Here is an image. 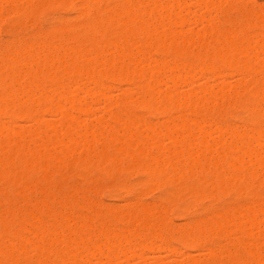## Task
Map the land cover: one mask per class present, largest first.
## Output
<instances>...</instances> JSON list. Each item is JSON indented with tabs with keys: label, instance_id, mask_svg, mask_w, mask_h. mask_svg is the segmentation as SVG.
<instances>
[{
	"label": "rangeland",
	"instance_id": "obj_1",
	"mask_svg": "<svg viewBox=\"0 0 264 264\" xmlns=\"http://www.w3.org/2000/svg\"><path fill=\"white\" fill-rule=\"evenodd\" d=\"M5 1L6 0H4L2 4L0 2V4H1L0 9L2 8L0 10V16H1L0 17V69H4L2 71L0 70V72H1L0 73L1 74L0 75L1 76L0 77V97L5 98V99L2 98V100H4L3 102L0 99V103H2V104H0V113H1L0 114V130H1V132H0V146H2V147H0V152H1L0 153V163H1L0 169L2 170L4 168H6L7 170L4 169L2 172L6 173V171H7L6 175H8V176H6L5 174L2 173V175L6 176V178H4V176H1V173H0V219H1L0 220V260H1L0 264H24L25 262H26L25 264H27V263L28 264H32V263L33 264H39V263L42 264V263H44V261L45 262L47 261L46 262L47 264H53L55 262L57 264V262H58L57 259L61 260L58 262V264H72L75 259H76V263H77V260H80V261H78L77 264H112V263L113 264H251V263L252 264H264V260H263L264 259V255H263L264 254V252H263V250H264V245H263L264 244V230L261 229L264 227V224H263L264 223V214H263L264 213V175H263L264 174V169H263L264 166L259 167V164L255 163L256 161L258 162L259 160H262V161H260V164L264 163L263 162V159H264V151H263L264 150V114H263L264 113V88H263L264 87V64H263L264 63V53L263 52L264 51H262V49L264 50V0H212V1L211 0H198V1H200V3L196 0H174V1L173 0L172 1L167 0L168 3L166 5L165 9L163 8L164 6L160 7V5H162V3H163V5H165L166 0H124V1L123 0H98V1L95 0L96 1V2H94L95 4L92 1H91L92 2L91 3L89 0V1H85L86 4L87 3L89 4V2L91 3V5L89 4L88 6L84 5V3H83L84 0L83 1L81 0V2H80V0H45L46 2L42 1V0H41V2H40V0H13V1L7 0V2H5ZM130 1L133 3V5H131V6H130V4H131ZM156 1H157L158 5L156 4ZM207 1L208 2L210 1L212 5L210 3H208ZM55 2H57V3H55ZM101 2H103L104 4H102ZM121 3L122 4L127 3V4L122 5ZM159 3H160V5H159ZM227 3H228V5H227ZM43 4H44V6H43ZM98 4L100 7L98 6ZM147 4L148 5L150 4V6L151 5L153 6L152 8L150 7L152 12L149 8L147 9V7H148ZM183 4L185 5V7ZM82 6H84L85 8H81ZM91 6H93V7H91ZM120 6H121V8H120ZM140 6H141V8H140ZM143 6H145L144 8H146V9H144ZM187 7H189V8H187ZM93 8H95L96 10L95 9L93 10ZM101 8H102V10H101ZM117 8L120 10H118ZM153 8L154 9L157 8L158 11H157V9H156L157 12L154 11ZM86 10H88L87 13H86ZM117 10L123 16H120V14L117 12ZM128 10L129 11L132 10L131 12H133V15H132L134 18L133 20L132 19L130 20V18H132V16H131L132 13L130 12L128 14L126 12ZM141 10H143V11H141ZM145 10L146 11L148 10V12H151V13H148V12L144 13ZM171 10H172V12H171ZM176 12H178V14H176ZM109 13H111V15ZM153 13H155V14H153ZM173 13L175 16L177 15L175 20L173 19V18H175ZM257 13H258V15H257ZM83 14H84V16H83ZM115 15H116V17H114V19L113 18L111 19V17H113ZM155 15L158 19L157 22L154 20ZM129 16H130V18H129ZM248 16H250V17L247 18ZM181 17L184 18V20ZM123 19H124V21H121ZM95 20L96 21L98 20L99 23L98 22L96 23ZM143 20H144V22H146L145 23V24H147L146 26L143 24L144 22L141 23ZM232 20H234V21H232ZM104 21H105V23H104ZM130 21H133V22L135 21L136 23H138L139 21L140 22L138 24H136L135 22L130 23ZM179 21H180V23H179ZM147 22H149V23H147ZM172 22L175 24H173ZM84 23H85V25H84ZM100 23H101V25H100ZM161 23L165 27H162ZM141 24L144 25L148 30L144 29V27L141 28L140 26H138ZM157 24H158V27L156 26ZM168 24H170V25H168ZM98 25H99V27H98ZM121 25L122 26L124 25V26L122 27ZM149 25H151V26L148 27ZM86 26H88L89 28ZM91 26H93V27H91ZM101 26H102V28H101ZM134 26L135 27L138 26L139 29L136 28L138 30H135ZM152 26L155 27V29ZM126 27H129V28H127V30H126ZM130 27L132 28V30L134 29L133 31H135V34H133V35L135 36L136 39L134 38L133 35H130V37H133V39H131L129 37L128 41L130 39L132 41L130 40L131 42H127V40H126L125 42L128 43V44H126L123 41L124 40L123 38L126 39V37H125L126 35L124 36L122 33L123 32H124V34L127 33L131 29ZM120 29L122 30V33H121ZM210 29H212V30H210ZM91 30H92V32H91ZM213 30H215V31L213 32ZM195 31H196V33H195ZM203 31H204V33H203ZM63 32H64V34H63ZM130 32H132V31L130 30ZM205 32H207V33H205ZM66 33H67V35H65ZM144 33H146L147 35ZM150 33H152L151 34L152 36L150 35ZM118 34H120V35H118ZM140 35L142 36V38ZM100 36H101V38H100ZM144 36L146 37V39ZM148 36L150 38H148ZM159 36L161 37V39ZM81 37L84 39H82ZM118 38H120L123 41V43ZM186 38H188V39H186ZM200 38L203 42L200 40ZM154 39L156 40V42ZM95 40H97V41H95ZM114 40H117L116 41L117 43L114 42ZM143 40H146L147 44L153 43L154 45L153 44L147 45L146 42ZM162 40H163V43H162ZM164 40H165V45H163ZM183 40H185L186 42L185 41L183 42ZM188 40H189V42H188ZM109 41H111V42H109ZM166 41H167V43H166ZM227 41H229V42L232 41V43L234 42L236 45L232 46ZM246 41H248V42L246 43ZM87 42H88V44H87ZM171 42H172V44H171ZM182 42H183V45H182ZM192 42H194V43H192ZM197 42H199V43H197ZM222 43H224L225 45ZM114 44L118 47L115 48ZM166 44H167V46H166ZM237 44H239L240 46H238ZM45 45H47V46H45ZM104 45H106V46H104ZM128 45H129V47H128ZM160 45H161V47H160ZM193 45H195V46L193 47ZM98 46H100V48ZM231 46H232V48H231ZM261 46H263V47H261ZM235 47H238V48L241 47L242 50L239 49V50H241V51H239V54H237L238 49ZM255 47H256V50H255ZM34 48H35V50H34ZM65 48H67V49H65ZM96 48H97V50H96ZM135 48H138L139 53L137 52V49H135ZM217 48L221 50V51L219 50L218 53L216 50ZM227 48L230 49L231 53H228ZM23 49H25V50H23ZM36 49L39 52L40 51L41 52L40 53L37 52ZM74 49L77 51V53H75ZM86 49L88 51H90L89 54H88V51H86ZM177 49H179V50H177ZM224 49H226L227 51L226 50L224 51ZM235 49H236L237 53H236ZM52 50L55 52H53ZM95 50L97 53L96 52L94 53ZM110 50H112V52H110ZM184 50H186V51H184ZM215 50H216V53H215ZM71 51H72V53H71ZM83 51L84 52L86 51V52L84 53ZM173 51H175V52L173 53ZM178 51H180V52H178ZM207 51H210V52L207 53ZM78 52H81V54ZM98 52H99V54H98ZM225 52L228 54H226ZM48 53L50 55H52L53 59L55 58L53 60L54 64H53V61H50V59H47L48 56L50 58V55ZM211 53H213V54H211ZM220 53L224 54V56ZM256 53H257V55H256ZM18 54H20L21 56ZM69 54L71 55V57L70 56L68 57ZM72 54L74 56V59L78 58L77 56L75 57V55H77V54H78V56L83 54V56H81V59L79 57L78 59L74 60L72 57ZM94 54H95V57H94ZM96 54H98V55H96ZM207 54H209L208 55L209 57L207 56ZM210 54L213 55V57ZM219 54L221 55V57H223V59L220 58L221 60H218L220 57ZM57 55H59V56H57ZM217 55H218V57L216 59ZM22 56H23V58H22ZM34 56H36V57H34ZM38 56H39V59L37 58ZM45 56H47V58ZM64 56H65V58H64ZM259 56L261 57L260 60L258 59ZM14 57H16L17 60H15L16 58H14ZM92 57H93L94 61L90 60V58H92ZM151 57H152V59H151ZM63 58L66 60L68 58L70 60V58H71V63H73V64L76 61L77 62L76 63L77 68L74 67L73 64H71L70 62H67L66 60H64ZM86 58H89V59L87 60ZM100 58L103 59L102 60L103 62L100 60ZM138 58H140V59L137 60ZM208 58L210 60L212 59L213 61L210 62V60ZM12 59H14V60H12ZM42 59H44V60L46 59V61H44V60L42 61ZM59 59H60V61H58ZM72 59L74 60V62H72L73 61ZM144 59L146 60V63H145ZM204 59H206V60L203 61ZM23 60H25V61H23ZM63 60H64V63L62 64ZM82 60H85L86 64H84L85 61H82ZM222 60H223V63H222ZM26 61H27V63H26ZM49 61L51 63H48ZM55 61H57V64ZM100 62H102V63H100ZM188 62H190V63L188 64ZM202 62H204V63L202 64ZM235 62H236V64H235ZM93 63H95V64L93 65ZM110 63H112L113 65ZM142 63H143V65H142ZM165 63H166V66H165ZM51 64H53V65H51ZM59 64H61L62 66ZM69 64L71 65V67L69 66ZM90 64H92L93 67H91ZM101 64H103V65H101ZM104 64H105V66H104ZM107 64H109V65H107ZM204 64L206 65L205 67H204ZM114 65H117L118 67H116ZM167 65H169L168 68H167ZM40 66H41V68H40ZM102 66H104L103 69H105L106 71L102 69ZM158 66L160 69L158 68ZM86 67L89 69V71H85V70H87ZM89 67H91V68H89ZM128 67H130V68H128ZM79 68H80V70H79ZM197 68H199V69H197ZM155 69H156V71H155ZM209 69H210V71H209ZM68 70H70V71H68ZM121 71H122L123 76L121 74ZM160 71H161V73H160ZM42 72H44V74H42ZM99 72H100V74H99ZM111 72L112 73L117 72V73H114V75L112 74L109 77L108 74H111ZM129 72H130V74H129ZM11 73H12V75H11ZM45 73H47V74H45ZM173 73H175V75ZM2 74H4V75H2ZM116 74H119V75L115 76ZM124 74H125V76H124ZM131 74H133V75H131ZM48 75H51V76H48ZM94 75H95V77H94ZM157 75H159L158 76L159 80H156ZM180 75H181V77H179ZM2 76L4 79L2 78ZM5 76H7V77H5ZM113 76L116 77V79L113 78ZM172 76H174V77L172 78ZM53 77H55V78H53ZM130 77H132V79ZM160 77L162 79H160ZM48 78H49V80H48ZM176 78H177V81H176ZM180 78H182V80L184 79L185 81L183 80L181 82ZM18 79H19V81H18ZM89 79H91V80H89ZM98 79H99V81H98ZM129 79H130V84L127 83V82H129ZM172 79H174V81H176L175 83H177V86L175 83L172 84L173 81L172 82L170 81ZM40 80L41 81L43 80V81L40 82ZM92 80H97L98 84H100L101 87L97 85L96 81H94V83H93ZM133 80H134V82H133ZM16 81H18V82H16ZM158 81H160V83ZM26 84H28V85H26ZM139 84L141 86H138ZM220 84H222V85H220ZM61 85H62V87H60ZM143 85H145L146 87L143 88L144 87ZM74 86L76 87V90H75ZM238 86H239V88H238ZM89 87H90V89H89L90 91L89 90L87 91L86 88H89ZM133 87H134V90H133ZM1 88H3V89L1 90ZM50 88L54 91H52ZM94 88H96L95 89L96 94H94ZM103 88H104V90H103ZM73 89H74L75 93H72ZM97 89H100L102 91L97 90ZM129 90H130V92H129ZM11 91H12V93H11ZM16 91H17V93H16ZM18 91H19V95H18ZM68 91L72 93V96H70L71 93H69ZM77 91H79V95L78 94L75 95L76 93H78ZM86 91H87V93L85 94ZM97 91H99L98 94L100 96H101V94H103V95L101 97L98 96ZM250 91H252L253 93ZM88 92H89V94H88ZM90 92L91 93L93 92V94H90ZM144 92H146V94ZM220 92H221V94H220ZM240 92H241V94H240ZM53 93H55L58 96L54 95ZM165 93H166V95L164 96ZM190 93H191V95H190ZM250 93H251V95H250ZM73 94L75 96H73ZM211 94L213 96H211ZM14 95H15V98H14ZM93 95H95V97H93ZM167 95L170 97L169 101L171 103L168 102V100H165V101L163 100L164 98L167 99V97H168ZM218 95H220V96L222 95L221 99ZM9 96L10 97L12 96L13 100H11V98ZM49 96L52 98H49ZM184 96H186L188 98L184 102V105H182L183 104L182 102L185 98ZM214 96H215V98H214ZM252 96H253V98H252ZM68 97H70V98L72 97V99H74L75 97L78 98L77 100H80L81 104L79 101L77 102V100H75V99H74L75 101L72 102V100H70V98H69L70 103L71 102L74 103V104H71V106L73 105L74 106L73 108H75V109L72 110V108L70 107V109L67 110L68 109L67 107L70 106L69 105L70 103H68L69 100H65V99ZM151 97H153V98H151ZM222 98H223V100H222ZM213 99H215L216 101H214ZM48 100H49V102H48ZM146 100L148 101L149 104L146 103L147 102ZM175 100L177 101V103ZM188 100H190V101L188 102ZM209 100L212 102H210ZM65 101H68V102L65 104ZM121 101H122V103H121ZM144 101H146V102H144ZM50 102H52V103H50ZM213 102H215V103H213ZM248 102H250V103H248ZM85 103L88 105H84ZM179 103H180V105H179ZM79 104L82 105L81 107L83 108V110L80 109L81 112H79V109H78V107L80 106ZM89 104H91V107L89 106ZM143 105H145V107H143ZM148 105H151L153 107L151 108ZM154 105H155V107H154ZM163 105L167 106L168 110H166L165 109L166 107L165 106L163 107ZM175 105H177V106H175ZM203 105H205V106L203 107ZM10 106H12V107H10ZM62 106H64V107H62ZM2 107H4V108H2ZM21 107H22V109H21ZM31 107H32V109H31ZM59 107L61 109H59ZM89 107H90V109H89ZM141 107H142V109H141ZM147 107H148L149 111H148V109L146 111L145 108H147ZM156 107H159V110L161 112L160 111L157 112L156 109L154 111V108H156ZM179 107H181V108H179ZM25 108H27V109H25ZM47 108H49V109H47ZM64 108H65V110H63ZM87 108H88V110H86ZM150 108H151V112H150ZM249 108H252V109H249ZM24 109L27 111H24ZM56 109H58V110H56ZM29 110L32 111V113L34 112V114L30 113L31 115H28L30 112ZM71 110H72V113H71ZM84 110H85V112H88V113L86 114L84 112ZM89 110H91V111L89 112ZM157 110H158V108H157ZM21 111L27 112L26 115H28V116L27 117H26V115L23 116V113ZM83 112L85 114H83ZM123 112H125L126 114L125 113L123 114ZM155 112H157V113H155ZM260 112H263V113H260ZM67 113L68 114L71 113L69 115V117H71L72 122L71 121L69 122V120H68L69 118L68 119L66 118L68 116ZM36 114L39 115L38 119H37L38 116ZM138 115H139V117H138ZM31 116L35 117V119H32L33 123L30 120ZM130 116H133V117L131 118ZM27 118L30 121H28ZM121 118H122V120H125V118H126L125 125H126L127 129L123 125L122 122H124V121H122ZM130 118H131L130 121L127 120ZM66 119L68 122H64ZM117 119L121 120L122 122L120 121L121 123H119V121ZM181 119H182V121H181ZM193 119H195V120H193ZM34 120H36V121L34 122ZM78 120H80V121H78ZM75 121H77L78 124ZM101 121H103V122H101ZM183 121L187 122V124L184 123ZM42 122L45 123L46 125L43 124ZM98 122H101V124L99 125ZM139 122H141L142 124H140ZM208 122H210L212 124H210V123L208 124ZM63 123L65 125L62 126L61 124H63ZM175 123H177V124H175ZM183 123H184V126H182ZM28 124L31 126H29ZM128 124H129V127L131 129L129 127H127ZM145 124H148L149 127L155 126V130L151 127H150L151 130L149 129V127L146 129L147 125H145ZM215 124H216L217 128H216ZM259 125L262 127H260ZM51 126H53V127H51ZM56 126H57V128H54ZM65 126H66V128H65ZM67 126L70 127V129L72 127L75 131L73 129L71 131H69L70 129H68L69 132H67ZM220 126H221V129H219ZM22 127L23 128L25 127V128L22 129ZM37 127H40L41 131H43V133H41L40 128L38 129ZM49 127H51V128H49ZM144 127H145V129L143 130ZM8 128H10V129L8 130ZM225 128L228 129V130H226L228 133H225L226 132ZM232 128H234L233 133H235V134L238 133L236 136L231 133L233 130ZM152 129H153V132H155V133L152 132V134L157 133V135H155L157 138L154 136L155 137L154 139H156L155 140L156 144L154 141L155 145L152 144L153 147L151 146V148H150V146L148 144H145V143L143 144V142L146 140L145 139L146 136L148 139V135H149V139H150V141L148 139L149 143L153 140L152 139L153 136H151L152 138H150V132L152 131ZM23 130H25V131H23ZM32 130H34V133ZM141 130H143V132ZM149 130H150V132H149ZM158 130H159V134H160L159 136H158V132H157ZM203 130L207 131V134L211 135L212 137L207 136L205 134L206 132H204ZM212 130H214L215 132L214 131L212 132ZM219 130H221V131H219ZM64 131L67 132L68 135L65 134ZM121 131H123V132H121ZM258 131H259V134L262 133L259 135V138H257L258 137L257 136ZM260 131H262V132H260ZM109 132H113L114 134H116L117 136L113 135V133H112V135L115 136L116 139L111 140L115 137L112 138V136H110L111 133H109ZM135 132H136V134H134ZM141 132H142V134H141ZM220 132L222 133L221 134L222 136L219 135ZM251 132L253 133L254 136L252 135ZM35 133H36V135H34ZM63 133L65 135H63ZM76 133H78V134L76 135ZM81 133H83V134L85 133V135H82ZM96 133H98V134H96ZM122 133H125V134H122ZM139 133L141 134V136L145 135V134L146 135H145V137L144 136L141 137ZM79 134H81V135H79ZM87 134H88V136H87ZM100 134H101V136H100ZM102 134H103V136H102ZM165 134H167V135H165ZM202 134L205 135L204 139L206 138V140L203 139ZM26 135H28V136H26ZM40 135H41V137H40ZM61 135H62V137H61ZM128 135L130 138H128ZM245 135H247V136H245ZM69 136H71L70 140H69ZM78 136H81V137H78ZM42 137H43V140H45V141L41 140ZM117 137L119 139L121 138V140H117L118 139ZM126 137H127V139H126ZM140 137L141 138L144 137V139L141 140ZM169 137H171V138H169ZM62 138L64 139V143H61V142H63ZM79 138L81 140H78V144H77L76 139H79ZM109 138L112 142L109 140ZM131 138L133 141H131ZM136 138H138L139 141H141L142 143H140L139 141L136 142V140H137ZM244 138H246V139L244 140ZM50 139L54 140L53 143H56L58 146L57 145L55 146V144H52L51 143L52 140L50 141ZM96 139L98 140V142L96 141ZM175 139H176V141H175ZM189 139L191 140L190 142H189ZM46 140H47V142H46ZM72 140L74 142H72ZM104 140H105L106 145L103 144ZM158 140H160V142ZM179 140H181V141L179 142ZM88 141L91 143H89ZM118 141L121 144L118 143ZM125 141L126 142L128 141L130 143L127 142L128 143V145H127V143L125 144ZM148 141H146V143ZM243 141H245V142H243ZM15 142H17V143H15ZM174 142H176V145ZM193 142H195V143H193ZM200 142H203V143H201L202 145L199 144ZM81 143H83L85 145V147H83L84 145ZM135 143H137V144H135ZM190 143L192 144L191 147H190ZM243 143H244V146H243ZM7 144H10V145L8 146ZM130 144H132L131 146H133L135 148L129 146ZM157 144H158V146L160 145V148H162V150H159L160 148L156 147ZM184 144H186L185 147H184ZM194 144H195V146H194ZM245 144H247V146H250V147H247L248 150H247V148H245L246 152L244 151L245 153L243 154ZM120 145H122V146H120ZM23 146H25V147H23ZM111 146H113V147H111ZM137 146H140V147H137ZM143 146L146 148H144ZM174 146L175 147L177 146V149ZM206 146H207V148H206ZM54 147L56 150L54 149ZM64 147L66 148L67 151H65ZM86 147H89V149H87ZM104 147H106V149ZM122 147H124V148L122 149ZM192 147H194V148H192ZM196 147H199V148L196 149ZM231 147L235 151L234 150L232 151ZM239 147H241V150L242 149L243 150L241 151ZM38 148L41 150V152ZM49 148H50V151H49ZM68 148H70V149L68 150ZM113 148L116 151L120 150L123 153H121L120 151L116 152L115 150H113ZM137 148L138 149L140 148V150H141V148L142 149L144 148V150L146 149L145 151L148 152V156H147V154H145L144 150L142 153L146 157H143L144 155L140 156V154L138 153L139 150H137ZM221 148H222V150L220 151ZM249 148H251L250 150H252V151H250ZM3 149H5L6 151ZM29 149H31V151ZM228 149H229V151H228ZM38 150H39V152H37ZM92 150L94 151V153ZM131 150H133L134 154H132ZM157 150H158V152H157ZM196 150H197V152H195ZM28 151H30V152H28ZM68 151L70 154L68 153ZM88 151H90V153ZM161 151L164 153H162ZM179 151L183 152L184 156H181L182 153ZM187 151H188V153H193V151L195 152L193 154H195L194 159L196 160V162L194 160L193 162L195 164L193 163L191 165L198 166L197 169H196V167H194V168L190 167V169L188 168L190 166V163L193 160V156H191V154H189L190 156L189 155L187 156V153H186ZM48 152L51 155H49ZM106 152H107V155L105 154ZM128 152H129V155H128ZM150 152H151V156L156 157V158L151 159ZM223 152H224V154H223ZM41 153H44V155H42ZM101 153L105 154V155L102 156ZM111 153H113V154H111ZM177 153H179V154H177ZM196 153H198V154L196 155ZM218 153H220V154H218ZM254 153L257 154L256 159H255ZM88 154L91 157L88 156ZM114 154H115V156L118 155L117 157L119 159H116ZM130 154H132V155H130ZM203 154H206V156ZM246 154H248V155L250 154L252 156L251 157L252 163L250 162V159H249L250 157H247L248 155H246ZM63 155H65V156H63ZM95 155H98L99 157L95 156ZM134 155H135V157H134ZM178 155L182 159L179 158ZM219 155H220V157H219ZM222 155H224V156H222ZM40 156H42V157H40ZM122 156H124V157H122ZM208 156H210V157H208ZM45 157H47V159ZM80 157L82 160H84V163H82V161H80L81 160ZM106 157H107V159H104ZM197 157H199L201 160ZM212 157H214L215 161H216V159L219 160L220 163L218 162V164H220V165L218 167L220 169L224 168V170L221 169L222 174L219 173L220 169H217L218 167L217 168L215 167V165L213 163L214 159ZM34 158H36V159H34ZM99 158H101L102 160ZM108 158H109V160H108ZM147 158H149L148 159L149 162L147 161ZM168 158H170V159H168ZM178 158L184 163V166L182 165V162H180V161L177 162ZM188 158H189V160L190 159H192V160L189 161ZM196 158L199 160H197ZM206 158H208V159H206ZM233 158H237L236 160H238V162L236 160H234ZM22 159H23V161H22ZM55 159L57 161L58 160H60V161L57 162ZM62 159L64 162L61 161ZM88 159H89V162H88ZM254 159L256 161H254ZM4 160H5V162H4ZM26 160L29 163H27ZM154 160H157V161L154 162ZM173 160H175V161H173ZM206 160H208V161H206ZM232 160L236 161V166L240 167V165H242V168H244V171L247 174L245 175L244 171L243 172L240 171L241 174L239 172L237 173V170L235 169L236 167L234 168L236 171H234V170L231 171L232 168L230 169L231 165L230 164L228 165V163H229L228 161H230V163L232 164V163H234V162H232ZM9 161H10V163H9ZM101 161H103V164H104L103 166H101L102 164H100ZM119 161H120V163H119ZM166 161H167V163H166ZM197 161L202 162V163H200V169H199V164L196 165ZM211 161L213 163L212 165H211ZM242 161H246V163L242 162ZM79 162H81L83 166ZM90 162H91V164H90ZM104 162L105 163L107 162V163L105 164ZM153 162L154 163L159 162L161 165H158V163H156L157 164V166H156V164H154ZM176 162H177V164L179 162L181 163V166L183 167V169L180 167L179 164H178L179 167H177V169H179L181 172L179 174L184 175L185 179L187 178L186 180H184V178L181 175L177 176V178H179V176H181V179L180 178L177 179L176 175L174 176V174H176V173H174L175 170H173L174 169L173 164L176 166V164H175ZM206 162L209 163V165L206 164ZM239 162L241 163L240 165H238ZM57 163H59V164H57ZM92 163L94 165H96V164L97 165L93 166ZM151 163H152V165H151ZM170 163H172V164H170ZM216 163H217V161H216ZM98 164L100 167H102V168H100V170H99ZM142 164H143V166H142ZM149 164L151 165L150 170L152 169V171H153V173L151 174V172H152L151 171L150 174L153 175L155 178L157 176V175L155 176L156 173L154 174L155 166L157 167V169H158V167L160 169L161 168L160 166L163 167L162 170L163 169L164 170H163V172H162V170L159 171L162 173H160L161 175L159 174L157 176L158 178L154 179V177L151 176L150 174L148 176L149 170H146L147 166L144 169V166L149 165ZM188 164H189V166H188ZM5 165H6V167H5ZM43 165L45 167V169H44V167H42L44 170H42V168H41V166H43ZM55 165H56V168L53 167ZM171 165H172L173 169L170 167ZM201 165H204L205 167L201 166ZM243 165H245V167H243ZM257 165H258V167H257ZM86 166L87 167L89 166V167L87 168ZM115 166L120 169L119 170L120 172L118 171V169ZM152 166H154V169ZM212 166H214L213 169H217V170L216 171L213 170L211 168ZM251 166H253V167L251 168ZM83 167H85L84 168L85 172H83L84 170H82ZM203 167L205 168L204 170H206L205 172L203 170ZM207 167H209V168H207ZM249 167L251 169H249ZM142 168H143V171H142ZM240 168L238 169V171L240 170ZM253 168H255L254 169L255 174H253L254 173L252 171ZM106 169H108L109 171ZM147 169H149V166L147 167ZM177 169H176V172H179V170H177ZM181 169H182V171H181ZM247 169L250 170V172ZM86 170H87V172H86ZM125 170H126V172H125ZM198 170H199V172H198ZM246 170L250 173V175L248 174V172ZM191 171L195 172V174L192 173ZM223 171L225 172L224 173L225 177H223ZM11 172L14 173L13 178H12ZM88 172H90L91 175ZM107 172L110 175H108ZM145 172L146 173L148 172L147 175ZM164 172L165 173L167 172L170 177L168 178L167 177L168 175L165 174ZM202 172H204V173H202ZM209 172H211V173H209ZM212 172H213V175H210V174H212ZM251 172H253L252 174L254 176L251 174ZM105 173H106V176H105ZM191 173L193 174L192 176H191ZM231 173L233 175L235 174V176H233ZM242 173H244V174L242 175ZM162 174L165 176H162ZM186 174H187V176H186ZM230 174H231L232 179L229 176ZM79 175H81V176H79ZM215 175L217 176L218 181L221 178L222 179L220 181L224 182V180H225V184L222 183V185H221V187L223 186V189L220 188L221 192H218V191H220V189H217L218 187H220V185H218V186L215 185L216 183L219 184V182L217 180H215L216 179ZM241 175H242V177H241ZM244 175H245L246 179L244 178ZM95 176L99 177V178H96ZM150 176L153 177L152 179L154 181H152V179L150 180V178H151ZM237 176L239 178L240 177L241 178L239 179V178H237ZM16 177H18V178H16ZM80 177L81 178L84 177V178L80 179ZM164 177H166L168 179H166ZM226 177H230L227 179L228 183H227ZM242 178H244V181L242 180ZM15 179L17 181H15ZM90 179L92 182L89 181ZM100 179H101V181H100ZM157 179H159V180H157ZM165 179L168 180L169 183H168V181L166 182ZM171 179H172V181H171ZM247 180L249 181L248 183L246 182ZM203 181H204V183H203ZM215 181H217V182L214 183ZM241 181L244 183H242ZM154 182L156 184H154ZM209 182H210V184H209ZM227 184H228V187H227ZM55 185L56 186L58 185V186L56 187ZM211 185H213V187L215 185L216 190L215 189L211 190L210 189ZM240 185L242 186V189H241L242 191H243V187L246 190H244L242 192L240 189H238ZM75 186H77V187H75ZM241 186H240V188H241ZM129 187H130V189H129ZM73 188H74V190L76 189L74 192H73ZM197 191H199V192H197ZM211 192L215 193V195H212ZM250 192H252L253 194ZM72 193H75V194L73 195ZM198 193H201V194L199 195ZM209 193H211V195H209ZM205 194H206V196H205ZM25 196L28 199H26ZM64 196L67 197L66 200H65L66 197H64ZM251 196H253V197L250 198ZM54 199L55 200L57 199V200L55 201ZM73 200H74V202H73ZM254 202H256V204H254ZM59 203H61L60 206H59ZM37 204H39V206ZM44 204H47V205H44ZM62 204H64V205H62ZM141 204L143 206H140ZM77 205H79L78 207L80 209L77 207ZM137 205H138V207H137ZM245 206H247V207H245ZM19 207H20V209H19ZM45 207H51V208L53 207L52 209L49 208L51 213H50L49 209L45 208ZM142 207H143V209H144V207L147 209L143 210ZM153 207H155L156 211H153L154 209H151ZM163 207L164 208L166 207L165 210ZM77 208H78V210H77ZM87 208H88V211L85 210ZM136 208H137V210H134ZM31 209H32V211H31ZM65 209L67 210V212ZM69 209L71 211H68ZM29 210L31 211V213ZM41 210L44 214L46 213V211H49V214L46 213L47 216H46V214L43 215L42 213H40ZM106 210H108V211H106ZM140 210L144 211V215L147 213V211L148 212L151 211V213L154 212V215L152 213V214H150V215H152V217H150V216L147 217V214L150 213L149 212L145 216H143L141 214V213H143V211H142L140 213L141 215L139 214V216H138V213L140 212ZM145 210H146V213H145ZM236 210H237V212H235ZM259 210H261V211H259ZM129 211H131L130 214H129ZM166 211H167V214H166ZM226 211H229L227 213H230V214L228 215L226 213ZM59 212L61 213V215ZM91 212H93V214ZM132 212H133V214H132ZM157 212H158V214H157ZM231 212H232V214H231ZM76 213H78V214H76ZM81 213L83 215L84 214L85 215L83 216ZM87 213H89V214H87ZM102 213H104V214L101 215ZM110 213L113 216H111ZM224 213L227 216L226 219L224 218V216H225V215H223ZM234 213L237 216V218H243L244 220L242 219L243 221L241 220V222H240V219L235 218L236 216L233 218L232 215ZM245 213L247 214V216ZM30 214L33 215V216L31 215L32 219L30 218ZM50 214H51V216H50ZM114 214H115V216H114ZM155 214H156V216H155ZM215 214L217 216L219 215V217H217ZM75 215H78V216H76V218H75ZM116 215L117 216L120 215V217H116ZM128 215H129V217H128ZM130 215H131V217H130ZM160 215H161V217H159ZM252 215H254V216H252ZM37 216H38V219L36 218ZM66 216H68V217H66ZM87 216H88V218H87ZM132 216H134V217H132ZM164 216H166V217H164ZM228 216H230V217H228ZM238 216H240V217H238ZM115 217L119 218L118 221ZM122 217H123V219H122ZM143 217H144V219H143ZM231 217H232V220H231ZM246 217H247V219H246ZM249 217L251 218V220ZM29 218H30V220H29ZM50 218H52V219H50ZM81 218L82 219L84 218L85 220L84 219L82 220ZM133 218L135 219L134 222H133ZM219 218H220V220H221V218H223L222 222L220 221L222 223V225H220V222L218 221ZM227 218H229V219H227ZM252 218H254L255 221L251 222L250 227H249L248 222H249V220L252 221ZM12 219L14 221H12ZM128 219H129V221H127ZM145 219H148L147 222L144 221ZM210 219H212L215 222H213ZM224 219H225V221H224ZM233 219H235V220L233 221ZM32 220H34V221H32ZM153 220L155 222L156 221L157 222L155 223ZM228 220L233 221V222H229ZM238 220L241 223V225H243L241 228L239 227V226H241L239 222L235 223V221L237 222ZM261 220L263 223L260 222ZM39 221H40V223H39ZM135 221L138 222L140 226L142 225L141 226L142 229L140 226H138V223H136ZM143 221L146 222V224ZM207 221H208V223H207ZM245 221H247L246 224H244ZM121 222H122V224H121ZM123 222H125V223H123ZM158 222H159V224H158ZM226 222H227V224L228 223L229 224L228 225L225 224ZM81 223L88 224V225H84ZM100 223H101V225H100ZM142 223H144L146 226L144 225V227H143ZM147 223H148V225H147ZM153 223H155V224H153ZM89 224L96 231L93 230L89 226ZM103 224L105 226H102ZM157 224L159 225V227ZM161 224H162V227H161ZM167 224H168V227H167ZM206 224L208 225V227ZM237 224H239V226ZM50 225H52V226H50ZM152 225H153L154 229L152 228ZM200 225H201V227H199ZM209 225L215 226V227L210 226V228H211L210 229ZM223 225L225 226V229H224ZM24 226H25V228H24ZM85 226L86 227L89 226V227H87L88 229ZM96 226L98 228V231L100 230V231L106 232L107 231L106 228H107V229H110L111 232H110V230H108L110 233L106 232L105 237L106 236L107 237L104 239V238H102V236L104 234L102 233L103 235H101V232L97 231ZM203 226L205 228H203ZM234 226H235V228H234ZM43 227H45V228H43ZM99 227L105 228L104 229L105 231L101 230ZM113 227H115V228H113ZM133 227H136V228L134 229ZM157 227H158V229H156ZM160 227H161V230H160ZM189 227L190 228L192 227L191 231L189 230L190 229ZM236 227L237 228L239 227V228L237 229ZM55 228H57V230ZM71 228H72V230H69ZM163 228H164V230H163ZM199 228L202 229V232H205L204 237H203L204 239L203 238L201 239L202 243H199L200 242L199 239L201 238L199 235L202 234V233L200 234ZM207 228L210 230L208 231ZM213 228H215L216 232L211 231ZM247 228H249V229H247ZM256 228H258V229H256ZM86 229L87 230L90 229L89 232L95 231V233L93 232L94 235H92V233L90 234L91 239H92L91 241H93V242H91V244L90 243L88 244V241L85 242L86 240L85 241L83 240L84 243L79 242V240H81L79 238L86 239V237L88 236L89 233H86V231H87ZM182 229H183V231H182ZM240 229H241V231H243L242 229H245L244 233L239 231ZM26 230H28V231L26 232ZM47 230H49V231H47ZM63 230H65V231H63ZM74 230L77 231L78 234L75 233ZM124 230H126V231H124ZM184 230H185V233H184ZM249 230H251V231H249ZM41 231H43V232H41ZM54 231L55 232L58 231V233L56 232L54 235L53 234ZM82 231L86 235H84L82 233ZM112 231H113V234L114 233L115 234L117 233L120 235L125 234V236L127 238L121 239V237H124V235L123 236L121 235V237L119 238L122 240V246H120L121 243H120V245H118L119 244L118 241H120L118 238H117L118 241L116 240L115 237H114L115 239L112 238L113 236H116L117 234L113 235L111 237ZM136 231H141V233H139V232L137 233ZM248 231H249V233H248ZM34 232H37V233H35L36 237L33 236ZM50 232L54 235V236L51 235V238H52V236H53V238L55 237L54 240L52 241V243H49V240L51 241V239L48 238V236L50 235ZM96 232H98V234L101 235L100 238L97 237ZM154 232H155V234H154ZM28 233H29V235H28ZM69 233H71L72 235ZM143 233L146 235H144ZM159 233L160 234L162 233L161 234L162 237H160V240H158L159 239V237H158ZM189 233H191V235L193 234V237L196 234L194 239L195 240L198 239L199 242L197 240V241H195L196 242L195 243L194 239L191 235L190 236L192 238V241L189 242V240H188V239H190ZM207 233H208V235H207ZM230 233H231V235H230ZM246 233H247V235H246ZM251 233H253V235ZM24 234H25V236H23ZM41 234L44 235V237ZM56 234H57V236L59 234V237H60L59 240L63 243V245L61 244V242L59 240H58L59 245L56 243V241L58 239V238H56ZM62 234H63V239H62ZM109 234H111V235H109ZM183 234H184V238H183ZM186 234H187V236H185ZM261 234H262V236H261ZM244 235H246V237ZM7 236H9V237H7ZM94 236L97 237L98 240H97V238L95 239ZM109 236H110L112 242L110 241ZM139 236L141 238H139ZM144 236H147V238ZM154 236H156V237H154ZM196 236H198L200 238H198V237L196 238ZM74 237H75V243L73 242ZM118 237H119V235H118ZM180 237L183 238V241L185 244L183 243V241H181L182 239H180ZM186 237H188V239ZM251 237H253V238H251ZM46 238H48L49 240ZM156 238H158V239H156ZM185 238L188 241H186ZM55 239H56V241H55ZM128 239H130V240L127 243ZM144 239H145V241H142ZM163 239L166 241H164ZM247 239H248V242L246 241ZM253 239H255V240H253ZM37 240H39L40 242ZM42 240L44 241L43 245H40V244H42L41 243ZM161 240H162V242H161ZM107 241L111 242L112 244L116 243L115 245L113 244L114 246H116V245L120 246V247L116 246L115 249L118 248L116 250L115 249L114 250L108 249V250H110V254H108L109 257H110V255H112L113 251L118 250V254L120 255L122 252V254L124 255V258H123L122 254H121L122 256L120 255V257H119V255L117 256V252L115 253L116 254L115 257L117 256L118 261L113 255L111 256V260H109V258L105 257L106 256L105 254H107V252H106L107 248H104V247H106V245H108L109 242H107ZM251 241H253V242H251ZM30 242H32L33 244L35 243V247L37 246L36 244H38V245H40V247H43V249L45 248V250H43V251L45 254H48V255H46V257H45L43 252H42V255H44V256H42V257L39 255H35V254H40V251L39 252L37 251V250H39V249H37L38 246H37V248H35L32 245V243H30ZM76 242H79L80 243L79 245L83 246V247H85L83 244L86 245V243L88 244V247L90 245L91 246L93 245L92 246L93 248H91V246L89 247V249H90L89 252H88V250H86V248L88 249V247L86 246V248H85V251L88 252L87 253V260L88 261L85 259L86 256L82 255V258L79 257V255H81L84 250L83 251L81 250V254H76V252L79 253V251H80L79 245H78L79 249L72 247L73 246L72 244H74V247H77ZM117 242H118V244H117ZM145 242L146 243L149 242V243H147L148 248L143 247L146 245ZM164 242H166V243H164ZM192 242H194V244H192ZM239 242H240V244H239ZM245 242H247V243H245ZM46 243H47V246L44 245ZM111 243H109V244H111ZM198 243L203 245V246L199 247L200 245H198ZM250 243H253V248H252V244H250ZM53 244H54V246H53ZM65 244H68V245H65ZM70 244L72 246L70 247L71 249L69 250V252L77 249L76 251L72 252V255L75 254L76 258H75V256H74V259L72 256L68 257V256H70L69 252H68V254H67L68 262L66 263V261L62 257L61 252L63 253V251H64V254L67 253V251H68L67 249L69 248V247L67 248V246H70ZM97 244H99L98 248H94V245L97 246ZM124 244H125V247L122 249ZM139 244H141L142 247ZM220 245H222V246L220 247ZM52 246L55 248H53ZM108 246H109V248H111L112 245H108ZM133 246H134V248H133ZM194 246H196V247L194 248ZM205 246L207 248L211 247L212 249H209V248L207 249ZM29 247H31V248H29ZM47 247H49L50 250ZM83 247H81V248H83ZM99 247L103 251V252L101 251L102 253L99 252L100 251ZM140 247H141V249H140ZM219 247H220V249H219ZM233 247H234V249H233ZM257 247L260 249V252H259V250H256ZM4 248H6V249H4ZM8 248H9V250H8ZM126 248L128 250H126ZM130 248H131V250H130ZM235 248H237V249H235ZM238 248H239L240 252L238 251ZM46 249H48L49 252H47ZM56 249H58V250H56ZM93 249H95V250H93ZM97 249H99V251ZM121 249H122V251L119 252ZM142 249H143V252H142ZM248 249H250L249 251H251L254 254H256L254 251H256V252L258 251V253L261 254V257H260V255H259V257L263 261H260V258H259V260H257V262H256V259H258L256 255L254 256L255 260L251 259L252 256L251 257L249 256L250 255L249 253H251V252H248V251L246 252V250H248ZM53 250H54L53 254L51 252V255H50V251H53ZM92 250H93V252L94 251L95 252L94 253L91 252V255H90V251H92ZM139 250H141V251L138 252ZM206 250L207 251L211 250V252H213L214 254L211 253L212 254L211 255ZM222 250H224L225 252ZM227 250H230V251H227ZM96 251H98V253ZM125 251H126V256L123 253ZM56 252H57V254H56ZM135 252H136V254H135ZM230 252H231V254H230ZM139 253H141L140 254L141 258L140 257L138 258ZM234 253H236V254H234ZM85 254L86 253H84V255ZM92 254L97 255V256H93ZM9 255L11 257H9ZM77 255H78V257H77ZM101 255H102V257H101ZM47 256H49V257H47ZM58 256H59V258H58ZM65 256L66 255H64V258L67 259ZM43 257H45V258H43ZM93 257L96 258V260L98 257L99 258L96 261ZM37 258H40V260ZM77 258H80V259H77ZM81 259L84 260V262H82ZM252 260H253V262H251ZM17 261H19V262L17 263ZM64 261H65V263H64ZM111 261H112V263H110ZM116 262H118V263H116Z\"/></svg>",
	"mask_w": 264,
	"mask_h": 264
},
{
	"label": "bare ground",
	"instance_id": "obj_2",
	"mask_svg": "<svg viewBox=\"0 0 264 264\" xmlns=\"http://www.w3.org/2000/svg\"><path fill=\"white\" fill-rule=\"evenodd\" d=\"M3 1H4V0H0L1 4L3 3ZM11 1H13V0H11ZM11 1H10V2H11ZM42 1H45V0H42ZM82 1H83V0H82ZM85 1H89V0H84V1H83L84 5H87V6H88L89 4L91 5L92 2H93V3L96 2L95 0H94V1H93V0H90V2H91V1H92V2H91V3L89 2V4H88V3L86 4ZM97 1H98V0H97ZM123 1H124V0H123ZM171 1H172V0H171ZM173 1H174V0H173ZM196 1H198V0H196ZM211 1H212V0H211ZM5 2H7V0H6ZM26 2H27V1H26ZM40 2H41V0H40ZM45 2H46V1H45ZM60 2H61V1H60ZM80 2H81V0H80ZM104 2H105V1H104ZM121 2H122V1H121ZM130 2H131V1H130ZM130 2H129V3H130ZM141 2H142V1H141ZM177 2H178V1H177ZM198 2L200 3V1H198ZM201 2H202V1H201ZM207 2H208V1H207ZM11 3H12V2H11ZM42 3H43V2H42ZM42 3H41V4H42ZM55 3H57V2H55ZM101 3L104 4L103 2H101ZM127 3H128V2H127ZM127 3H125V4H127ZM146 3H147V2H146ZM152 3H153V2H152ZM167 3H168V2H167V0H166L165 5H163V3H162V5H160V3H159V5H160V7L164 6L163 8L165 9ZM173 3H174V2H173ZM178 3H179V2H178ZM178 3H177V4H178ZM208 3L211 4L210 1H209ZM1 4H0V5H1ZM81 4H82V3H81ZM94 4H95V3H94ZM106 4H107V3H106ZM121 4H122V3H121ZM121 4H120V5H121ZM125 4L123 3L122 5H125ZM150 4H151V3H150ZM150 4H149V5L147 4V5H148L147 9H148V8L150 9V7H151V8L153 7L152 5L150 6ZM156 4H157V1H156ZM169 4H170V3H169ZM128 5H129V4H128ZM128 5H127V6H128ZM131 5H133L132 2H131V4H130V6H131ZM143 5H144V4H143ZM157 5H158V4H157ZM157 5H156V6H157ZM170 5H171V4H170ZM170 5H169V6H170ZM183 5H184V4H183ZM211 5H212V4H211ZM227 5H228V3H227ZM26 6H27V5H26ZM43 6H44V4H43ZM87 6H86V7H87ZM93 6H94V5H93ZM93 6H91V7H93ZM98 6H99V4H98ZM98 6H97V7H98ZM103 6H104V5H103ZM115 6H116V5H115ZM118 6H119V5H118ZM173 6H174V5H173ZM173 6H172V7H173ZM187 6H188V5H187ZM217 6H218V5H217ZM231 6H232V5H231ZM27 7H28V6H27ZM27 7H26V8H27ZM30 7H31V6H30ZM99 7H100V6H99ZM101 7H102V6H101ZM104 7H105V6H104ZM144 7H145V6H143V8H144ZM184 7H185V5H184ZM40 8H41V7H40ZM81 8H85V7L82 6ZM89 8H90V7H89ZM120 8H121V6H120ZM125 8H126V7H125ZM130 8H131V7H130ZM130 8H129V9H130ZM140 8H141V6H140ZM157 8H158V7H157ZM157 8H156V9H157ZM187 8H189V7H187ZM218 8H219V7H218ZM1 9H2V8H1ZM1 9H0V10H1ZM90 9H91V8H90ZM94 9H95V8H93V10H94ZM97 9H98V8H97ZM104 9H105V8H104ZM117 9H118V8H117ZM133 9H134V8H133ZM144 9H146V8H144ZM153 9H154V8H153ZM156 9H154V11H156ZM158 9H159V8H158ZM158 9H157V11H158ZM161 9H162V8H161ZM164 9H163V10H164ZM182 9H183V8H182ZM242 9H243V8H242ZM251 9H252V8H251ZM51 10H52V9H51ZM84 10H85V9H84ZM95 10H96V9H95ZM98 10H99V9H98ZM101 10H102V8H101ZM118 10H120V9H118ZM118 10H117V12H118ZM121 10H122V9H121ZM138 10H139V9H138ZM138 10H137V11H138ZM150 10H151V9H150ZM210 10H211V9H210ZM8 11H9V10H8ZM128 11H129V10H128ZM128 11H126V12L129 14L132 10L129 11V12H128ZM135 11H136V10H135ZM141 11H143V10H141ZM157 11H156V12H157ZM166 11H167V10H166ZM166 11H165V12H166ZM5 12H6V11H5ZM80 12H81V11H80ZM87 12H88V10H86V13H87ZM123 12H124V11H123ZM123 12H122V13H123ZM126 12H125V13H126ZM145 12H148V10H147V11L145 10L144 13H145ZM151 12H152V10H151ZM151 12H148V13H151ZM171 12H172V10H171ZM178 12H179V11H178ZM178 12H176V14H178ZM180 12H181V11H180ZM185 12H186V11H185ZM30 13H31V12H30ZM118 13H119V12H118ZM118 13H117V14H118ZM131 13H132V14H131V16H132V15H133V12H131ZM166 13H167V12H166ZM214 13H215V12H214ZM255 13H256V12H255ZM258 13H259V12H258ZM258 13H257V15H258ZM7 14H8V13H7ZM19 14H20V13H19ZM22 14H23V13H22ZM109 14L111 15V13H109ZM112 14H113V13H112ZM119 14H120V13H119ZM119 14H118V15H119ZM138 14H139V13H138ZM138 14H137V15H138ZM142 14H143V13H142ZM153 14H155V13H153ZM163 14H164V13H163ZM245 14H246V13H245ZM12 15H13V14H12ZM88 15H89V14H88ZM164 15H165V14H164ZM173 15H174V13H173ZM182 15H183V14H182ZM187 15H188V14H187ZM223 15H224V14H223ZM253 15H254V14H253ZM257 15H256V16H257ZM83 16H84V14H83ZM89 16H90V15H89ZM120 16H123V15L120 14ZM124 16H125V15H124ZM148 16H149V15H148ZM161 16H162V15H161ZM168 16H169V15H168ZM176 16H177V15H176ZM176 16L174 15V17H175V18H173L174 20L176 19ZM208 16H209V15H208ZM0 17H1V16H0ZM90 17H91V16H90ZM114 17H116V15L113 16V17H111V19H112V18L114 19ZM118 17H119V16H118ZM126 17H127V16H126ZM126 17H125V18H126ZM135 17H136V16H135ZM149 17H150V16H149ZM151 17H152V16H151ZM158 17H159V16H158ZM165 17H166V16H165ZM184 17H185V16H184ZM249 17H250V16H248L247 18H249ZM258 17H259V16H258ZM91 18H92V17H91ZM91 18H90V19H91ZM107 18H108V17H107ZM109 18H110V17H109ZM129 18H130V16H129ZM140 18H141V17H140ZM154 18H155L154 20L157 22L158 19H157L156 15L154 16ZM160 18H161V17H160ZM179 18H180V17H179ZM181 18H182V17H181ZM214 18H215V17H214ZM233 18H234V17H233ZM255 18H256V17H255ZM261 18H262V17H261ZM131 19H132V20L134 19L133 16H132V18H130V20H131ZM135 19H136V18H135ZM162 19H163V18H162ZM182 19L184 20V18H182ZM201 19H202V18H201ZM209 19H210V18H209ZM228 19H229V18H228ZM245 19H246V18H245ZM128 20H129V19H128ZM154 20H153V21H154ZM207 20H208V19H207ZM210 20H211V19H210ZM254 20H255V19H254ZM257 20H258V19H257ZM259 20H260V19H259ZM89 21H90V20H89ZM102 21H103V20H102ZM121 21H124V19L121 20ZM125 21H126V20H125ZM150 21H151V20H150ZM159 21H160V20H159ZM159 21H158V22H159ZM168 21H169V20H168ZM232 21H234V20H232ZM249 21H250V20H249ZM95 22L97 23L98 20H97V21L95 20ZM128 22H129V21H128ZM131 22H133V21H130V23H131ZM134 22H135V21H134ZM134 22H133V23H134ZM137 22H138V21H137ZM139 22H140V21H139ZM139 22H138V23H139ZM143 22H144V20H143L141 23H143ZM174 22H175V21H174ZM209 22H210V21H209ZM209 22H208V23H209ZM258 22H259V21H258ZM92 23H93V22H92ZM98 23H99V22H98ZM104 23H105V21H104ZM106 23H107V22H106ZM122 23H123V22H122ZM133 23H132V24H133ZM135 23H136V22H135ZM138 23H136V24H138ZM145 23H146V22H144L143 24L146 26L147 24H145ZM147 23H149V22H147ZM162 23H163V22H162ZM162 23H161V24H162ZM169 23H170V22H169ZM172 23H173V22H172ZM179 23H180V21H179ZM250 23H251V22H250ZM260 23H261V22H260ZM15 24H16V23H15ZM109 24H110V23H109ZM132 24H131V25H132ZM159 24H160V23H159ZM173 24H175V23H173ZM236 24H237V23H236ZM84 25H85V23H84ZM87 25H88V24H87ZM100 25H101V23H100ZM124 25H125V24H124ZM124 25H123V26H124ZM129 25H130V24H129ZM144 25L141 24V25H138V26H140L141 28L144 27V29H147ZM168 25H170V24H168ZM248 25H249V24H248ZM88 26H89V25H88ZM88 26H86V27H88ZM121 26H122V25H121ZM123 26H122V27H123ZM125 26H126V25H125ZM138 26H136V27L134 26V27H135V30H138V29H139ZM150 26H151V25H149L148 27H150ZM156 26L158 27V24H157ZM258 26H259V25H258ZM89 27H90V26H89ZM89 27H88V28H89ZM91 27H93V26H91ZM98 27H99V25H98ZM114 27H115V26H114ZM132 27H133V26H132ZM152 27H153V26H152ZM162 27H165V26H163V24H162ZM167 27H168V26H167ZM207 27H208V26H207ZM51 28H52V27H51ZM81 28H82V27H81ZM101 28H102V26H101ZM101 28H100V29H101ZM111 28H112V27H111ZM124 28H125V27H124ZM124 28H123V29H124ZM127 28H129V27H126V30H127ZM130 28H131V27H130ZM136 28H138V29H136ZM141 28H140V29H141ZM153 28L155 29V27H153ZM153 28H152V29H153ZM169 28H170V27H169ZM83 29H84V28H83ZM104 29H105V28H104ZM107 29H108V28H107ZM154 29H153V30H154ZM158 29H159V28H158ZM175 29H176V28H175ZM213 29H214V28H213ZM231 29H232V28H231ZM92 30H93V29H92ZM92 30H91V32H92ZM105 30H106V29H105ZM120 30H121V29H120ZM130 30H131L132 32H130ZM130 30L128 31L129 33L126 31L128 34H127V33L124 34V32L122 33V30H121V33H122L124 36L126 35V36H125L126 39L122 37V38L124 39V40H123L124 42H125L126 40H127V42H131V41H132L131 39H133V37H130V35L135 34V31H133L134 29L132 30V28H131ZM147 30H148V29H147ZM149 30H150V29H149ZM202 30H203V29H202ZM210 30H212V29H210ZM65 31H66V30H65ZM124 31H125V30H124ZM139 31H140V30H139ZM168 31H169V30H168ZM214 31H215V30H213V32H214ZM246 31H247V30H246ZM249 31H250V30H249ZM85 32H86V31H85ZM140 32H141V31H140ZM145 32H146V31H145ZM151 32H152V31H151ZM155 32H156V31H155ZM155 32H154V33H155ZM192 32H193V31H192ZM98 33H99V32H98ZM100 33H101V32H100ZM119 33H120V32H119ZM130 33H131V34H130ZM152 33H153V32H152ZM152 33H150V35H151ZM195 33H196V31H195ZM203 33H204V31H203ZM205 33H207V32H205ZM222 33H223V32H222ZM247 33H248V32H247ZM63 34H64V32H63ZM93 34H94V33H93ZM101 34H102V33H101ZM101 34H100V35H101ZM136 34H137V33H136ZM144 34H146V33H144ZM148 34H149V33H148ZM220 34H221V33H220ZM15 35H16V34H15ZM65 35H67V33H66ZM83 35H84V34H83ZM97 35H98V34H97ZM118 35H120V34H118ZM146 35H147V34H146ZM155 35H156V34H155ZM168 35H169V34H168ZM176 35H177V34H176ZM176 35H175V36H176ZM224 35H225V34H224ZM224 35H223V36H224ZM248 35H249V34H248ZM81 36H82V35H81ZM110 36H111V35H110ZM121 36H122V35H121ZM133 36H134V35H133ZM140 36H141V35H140ZM140 36H139V37H140ZM151 36H152V35H151ZM171 36H172V35H171ZM252 36H253V35H252ZM95 37H96V36H95ZM117 37H118V36H117ZM129 37L131 38V39H130L131 41H130V40L128 41V38H129ZM144 37H145V36H144ZM144 37H143V38H144ZM159 37H160V36H159ZM164 37H165V36H164ZM168 37H169V36H168ZM187 37H188V36H187ZM192 37H193V36H192ZM198 37H199V36H198ZM81 38H82V37H81ZM100 38H101V36H100ZM134 38H135V36H134ZM141 38H142V36H141ZM148 38H150V37L148 36ZM151 38H152V37H151ZM248 38H249V37H248ZM82 39H84V38H82ZM86 39H87V38H86ZM93 39H94V38H93ZM112 39H113V38H112ZM118 39L121 40L120 38H118ZM135 39H136V38H135ZM145 39H146V37H145ZM160 39H161V37H160ZM160 39H159V40H160ZM171 39H172V38H171ZM171 39H170V40H171ZM178 39H179V38H178ZM181 39H182V38H181ZM186 39H188V38H186ZM214 39H215V38H214ZM243 39H244V38H243ZM252 39H253V38H252ZM260 39H261V38H260ZM43 40H44V39H43ZM105 40H106V39H105ZM105 40H104V41H105ZM119 40H118V41H119ZM154 40H155V39H154ZM174 40H175V39H174ZM200 40H201V38H200ZM227 40H228V39H227ZM231 40H232V39H231ZM66 41H67V40H66ZM95 41H97V40H95ZM107 41H108V40H107ZM116 41H117V40H114V42H116ZM121 41H122V40H121ZM123 41H122V43H123ZM134 41H135V40H134ZM140 41H141V40H140ZM143 41L146 42V40H143ZM148 41H149V40H148ZM150 41H151V40H150ZM152 41H153V40H152ZM171 41H172V40H171ZM184 41H185V40H183V42H184ZM201 41H202V40H201ZM232 41H233V40H232ZM232 41H230V42L227 41V42H228L229 44H231L232 46H233V45L235 46L236 44H235L234 42H233V43H234V44H233ZM256 41H257V40H256ZM109 42H111V41H109ZM155 42H156V40H155ZM155 42H154V43H155ZM159 42H160V41H159ZM183 42H182V45H183ZM185 42H186V41H185ZM188 42H189V40H188ZM188 42H187V43H188ZM202 42H203V41H202ZM202 42H201V43H202ZM212 42H213V41H212ZM247 42H248V41H246V43H247ZM105 43H106V42H105ZM116 43H117V42H116ZM116 43H115V44H116ZM125 43H126V42H125ZM141 43H142V42H141ZM162 43H163V40H162ZM166 43H167V41H166ZM192 43H194V42H192ZM197 43H199V42H197ZM260 43H261V42H260ZM87 44H88V42H87ZM91 44H92V43H91ZM107 44H108V43H107ZM110 44H111V43H110ZM115 44H114V45H115ZM118 44H119V43H118ZM126 44H128V43H126ZM126 44H125V45H126ZM131 44H132V43H131ZM144 44H145V43H144ZM146 44H147V42H146ZM152 44H153V43H152ZM152 44H147V45H152ZM168 44H169V43H168ZM171 44H172V42H171ZM222 44H224V43H222ZM248 44H249V43H248ZM122 45H123V44H122ZM122 45H121V46H122ZM125 45H124V46H125ZM137 45H138V44H137ZM153 45H154V44H153ZM163 45H165V40H164V44H163ZM201 45H202V44H201ZM220 45H221V44H220ZM224 45H225V44H224ZM237 45L240 46L239 44H237ZM253 45H254V44H253ZM40 46H41V45H40ZM45 46H47V45H45ZM49 46H50V45H49ZM88 46H89V45H88ZM96 46H97V45H96ZM104 46H106V45H104ZM107 46H108V45H107ZM166 46H167V44H166ZM171 46H172V45H171ZM171 46H170V47H171ZM173 46H174V45H173ZM184 46H185V45H184ZM194 46H195V45H193V47H194ZM232 46H231V48H232ZM241 46H242V45H241ZM22 47H23V46H22ZM32 47H33V46H32ZM59 47H60V46H59ZM93 47H94V46H93ZM98 47L100 48V46H98ZM108 47H109V46H108ZM114 47L116 48V47H118V46L115 45ZM128 47H129V45H128ZM142 47H143V46H142ZM160 47H161V45H160ZM176 47H177V46H176ZM182 47H183V46H182ZM185 47H186V46H185ZM189 47H190V46H189ZM213 47H214V46H213ZM261 47H263V46H261ZM26 48H27V47H26ZM83 48H84V47H83ZM91 48H92V47H91ZM101 48H102V47H101ZM174 48H175V47H174ZM174 48H173V49H174ZM206 48H207V47H206ZM206 48H205V49H206ZM233 48H234V47H233ZM235 48L238 49V50H237L238 53H237V51H236V49H235V51H236L237 54H239V51L242 50L241 47H240V48L235 47ZM259 48H260V47H259ZM38 49H39V48H38ZM46 49H47V48H46ZM46 49H45V50H46ZM57 49H58V48H57ZM63 49H64V48H63ZM65 49H67V48H65ZM77 49H78V48H77ZM135 49H137V52L139 53L138 48H135ZM154 49H155V48H154ZM173 49H172V50H173ZM184 49H185V48H184ZM214 49H215V48H214ZM227 49H228V53H231V52H230V49H229V48H227ZM239 49H241V50H239ZM19 50H20V49H19ZM23 50H25V49H23ZM34 50H35V48H34ZM70 50H71V49H70ZM72 50H73V49H72ZM74 50H75V49H74ZM92 50H93V49H92ZM96 50H97V48H96ZM96 50L94 51V53L96 52ZM101 50H102V49H101ZM104 50H105V49H104ZM129 50H130V49H129ZM142 50H143V49H142ZM166 50H167V49H166ZM177 50H179V49H177ZM177 50H176V51H177ZM209 50H210V49H209ZM216 50H217V53H218V51H219L220 49L217 48ZM216 50H215V53H216ZM225 50H226V49H224V51H225ZM255 50H256V47H255ZM15 51H16V50H15ZM15 51H14V52H15ZM36 51L39 52L37 49H36ZM52 51H53V50H52ZM78 51H79V50H78ZM86 51H88V50L86 49ZM86 51H85V52H86ZM167 51H168V50H167ZM184 51H186V50H184ZM220 51H221V50H220ZM226 51H227V50H226ZM235 51H234V52H235ZM262 51H264V50L262 49ZM20 52H21V51H20ZM23 52H24V51H23ZM27 52H28V51H27ZM40 52H41V51H40ZM40 52H39V53H40ZM53 52H55V51H53ZM83 52H84V51H83ZM85 52H84V53H85ZM110 52H112V50H110ZM125 52H126V51H125ZM131 52H132V51H131ZM131 52H130V53H131ZM168 52H169V51H168ZM174 52H175V51H173V53H174ZM178 52H180V51H178ZM182 52H183V51H182ZM208 52H210V51H207V53H208ZM234 52H233V53H234ZM260 52H261V51H260ZM42 53H43V52H42ZM46 53H47V52H46ZM63 53H64V52H63ZM71 53H72V51H71ZM73 53H74V52H73ZM75 53H77L76 50H75ZM75 53H74V54H75ZM78 53L81 54V52H78ZM84 53H83V54H84ZM89 53H90V51H88V54H89ZM96 53H97V52H96ZM118 53H119V52H118ZM138 53H137V54H138ZM152 53H153V52H152ZM185 53H186V52H185ZM222 53H223V52H222ZM222 53H220V54H222ZM225 53H226V52H225ZM228 53H226V54H228ZM261 53H262V52H261ZM263 53H264V52H263ZM48 54H49V53H48ZM65 54H66V53H65ZM67 54H68V53H67ZM80 54H79V55H80ZM83 54L80 55V56H78V54H77V55H75V57L77 56L78 58L80 57V59H81V56H83ZM98 54H99V52H98ZM98 54H96V55H98ZM103 54H104V53H103ZM109 54H110V53H109ZM120 54H121V53H120ZM145 54H146V53H145ZM171 54H172V53H171ZM211 54H213V53H211ZM211 54H210V55H211ZM220 54H219V55H220ZM234 54H235V53H234ZM234 54H233V55H234ZM246 54H247V53H246ZM18 55H20V54H18ZM27 55H28V54H27ZM49 55H50V54H49ZM55 55H56V54H55ZM55 55H54V56H55ZM60 55H61V54H60ZM90 55H91V54H90ZM208 55H209V54H207V56H208ZM222 55L224 56V54H222ZM256 55H257V53H256ZM8 56H9V55H8ZM20 56H21V55H20ZM23 56H24V55H23ZM23 56H22V58H23ZM47 56H48V55H47ZM47 56H45V57L47 58ZM57 56H59V55H57ZM69 56L71 57L70 54L68 55V57H69ZM84 56H85V55H84ZM91 56H92V55H91ZM111 56H112V55H111ZM126 56H127V55H126ZM181 56H182V55H181ZM211 56L213 57V55H211ZM248 56H249V55H248ZM251 56H252V55H251ZM254 56H255V55H254ZM261 56H262V55H261ZM34 57H36V56H34ZM40 57H41V56H40ZM55 57H56V56H55ZM72 57H73V59H74L73 54H72ZM86 57H87V56H86ZM94 57H95V54H94ZM199 57H200V56H199ZM203 57H204V56H203ZM208 57H209V56H208ZM217 57H218V55L216 56V59H217ZM226 57H227V56H226ZM11 58H12V57H11ZM14 58H16V57H14ZM28 58H29V57H28ZM37 58L39 59V56H38ZM56 58H57V57H56ZM61 58H62V57H61ZM64 58H65V56H64ZM64 58H63V59H64ZM78 58H75L74 60H76V59H78ZM96 58H97V57H96ZM113 58H114V57H113ZM188 58H189V57H188ZM220 58L223 59V57H221V55H220V57H219L218 60H221ZM224 58H225V57H224ZM246 58H247V57H246ZM260 58H261V57L259 56L258 59L260 60ZM18 59H19V58H18ZM29 59H30V58H29ZM33 59H34V58H33ZM35 59H36V58H35ZM40 59H41V58H40ZM47 59H50V61H53L55 58L53 59V58H52V55H50V58H49V56H48ZM73 59H72V60H73ZM82 59H83V58H82ZM86 59L88 60L89 58H86ZM134 59H135V58H134ZM134 59H133V60H134ZM139 59H140V58H138L137 60H139ZM145 59H146V58H145ZM145 59H144V60H145ZM151 59H152V57H151ZM208 59H209V58H208ZM225 59H226V58H225ZM225 59H224V60H225ZM253 59H254V58H253ZM258 59H257V60H258ZM2 60H3V59H2ZM12 60H14V59H12ZM15 60H17V58H16ZM43 60H44V59H42V61H43ZM61 60H62V59H61ZM64 60H66V59H64ZM64 60H63L62 64L64 63ZM68 60H69V58H68L66 61L71 63V58H70L69 61H68ZM74 60H73L72 62H74ZM90 60L92 61V60H93V57L90 58ZM100 60L102 61L103 59L100 58ZM116 60H117V59H116ZM133 60H132V61H133ZM205 60H206V59H204L203 61H205ZM209 60H210V59H209ZM233 60H234V59H233ZM23 61H25V60H23ZM27 61H28V60H27ZM27 61H26V63H27ZM29 61H30V60H29ZM32 61H33V60H32ZM34 61H35V60H34ZM37 61H38V60H37ZM42 61H41V62H42ZM44 61H46V59H45ZM47 61H48V60H47ZM50 61H49L48 63H51ZM58 61H60V59H59ZM82 61H85V60H82ZM93 61H94V60H93ZM96 61H97V60H96ZM199 61H200V60H199ZM201 61H202V60H201ZM212 61H213V60L211 59L210 62H212ZM234 61H235V60H234ZM236 61H237V60H236ZM240 61H241V60H240ZM262 61H263V60H262ZM55 62H56V64H57V61H55ZM102 62H103V61H102ZM102 62H100V63H102ZM112 62H113V61H112ZM139 62H140V61H139ZM195 62H196V61H195ZM214 62H215V61H214ZM255 62H256V61H255ZM260 62H261V61H260ZM260 62H259V63H260ZM44 63H45V62H44ZM58 63H59V62H58ZM76 63H77V62L75 61L74 64H73V63H71V64H73V66L77 68ZM78 63H79V62H78ZM83 63H84V62H83ZM91 63H92V62H91ZM131 63H132V62H131ZM145 63H146V60H145ZM145 63H144V64H145ZM167 63H168V62H167ZM179 63H180V62H179ZM189 63H190V62H188V64H189ZM196 63H197V62H196ZM196 63H195V64H196ZM203 63H204V62H202V64H203ZM205 63H206V62H205ZM215 63H216V62H215ZM219 63H220V62H219ZM222 63H223V60H222ZM230 63H231V62H230ZM237 63H238V62H237ZM240 63H241V62H240ZM242 63H243V62H242ZM261 63H262V62H261ZM1 64H2V63H1ZM36 64H37V63H36ZM39 64H40V63H39ZM46 64H47V63H46ZM53 64H54V61H53ZM53 64H51V65H53ZM66 64H67V63H66ZM66 64H65V65H66ZM84 64H86V61H85ZM84 64H83V65H84ZM94 64H95V63H93V65H94ZM110 64H112V63H110ZM195 64H194V65H195ZM235 64H236V62H235ZM263 64H264V63H263ZM3 65H4V64H3ZM14 65H15V64H14ZM18 65H19V64H18ZM24 65H25V64H24ZM29 65H30V64H29ZM33 65H34V64H33ZM49 65H50V64H49ZM59 65H61V64H59ZM81 65H82V64H81ZM90 65H91V67H93L92 64H90ZM101 65H103V64H101ZM107 65H109V64H107ZM112 65H113V64H112ZM142 65H143V63H142ZM181 65H182V64H181ZM225 65H226V64H225ZM21 66H22V65H21ZM61 66H62V65H61ZM66 66H67V65H66ZM69 66L71 67L70 64H69ZM85 66H86V65H85ZM85 66H84V67H85ZM104 66H105V64H104ZM104 66H102V69H103ZM110 66H111V65H110ZM110 66H109V67H110ZM114 66L118 67L117 65H114ZM130 66H131V65H130ZM153 66H154V65H153ZM165 66H166V63H165ZM184 66H185V65H184ZM184 66H183V67H184ZM188 66H189V65H188ZM201 66H202V65H201ZM205 66H206V65L204 64V67H205ZM22 67H23V66H22ZM28 67H29V66H28ZM45 67H46V66H45ZM48 67H49V66H48ZM67 67H68V66H67ZM74 67H73V68H74ZM80 67H81V66H80ZM91 67H89V68H91ZM106 67H107V66H106ZM154 67H155V66H154ZM168 67H169V65H167V68H168ZM194 67H195V66H194ZM259 67H260V66H259ZM3 68H4V67H3ZM19 68H20V67H19ZM23 68H24V67H23ZM37 68H38V67H37ZM40 68H41V66H40ZM86 68H87V67H86ZM86 68H85V69H86ZM110 68H111V67H110ZM110 68H109V69H110ZM122 68H123V67H122ZM128 68H130V67H128ZM158 68H159V66H158ZM162 68H163V67H162ZM174 68H175V67H174ZM262 68H263V67H262ZM9 69H10V68H9ZM20 69H21V68H20ZM94 69H95V68H94ZM107 69H108V68H107ZM111 69H112V68H111ZM120 69H121V68H120ZM132 69H133V68H132ZM134 69H135V68H134ZM156 69H157V68H156ZM156 69H155V71H156ZM159 69H160V68H159ZM192 69H193V68H192ZM197 69H199V68H197ZM197 69H196V70H197ZM202 69H203V68H202ZM204 69H205V68H204ZM251 69H252V68H251ZM0 70L2 71V70H4V69H0ZM36 70H37V69H36ZM45 70H46V69H45ZM70 70H71V69H70ZM70 70H68V71H70ZM79 70H80V68H79ZM91 70H92V69H91ZM103 70H105V69H103ZM122 70H123V69H122ZM128 70H129V69H128ZM136 70H137V69H136ZM152 70H153V69H152ZM165 70H166V69H165ZM167 70H168V69H167ZM173 70H174V69H173ZM256 70H257V69H256ZM261 70H262V69H261ZM6 71H7V70H6ZM27 71H28V70H27ZM75 71H76V70H75ZM85 71H89V69L87 68V70H85ZM105 71H106V70H105ZM109 71H110V70H109ZM115 71H116V70H115ZM132 71H133V70H132ZM158 71H159V70H158ZM163 71H164V70H163ZM202 71H203V70H202ZM209 71H210V69H209ZM244 71H245V70H244ZM247 71H248V70H247ZM23 72H24V71H23ZM28 72H29V71H28ZM40 72H41V71H40ZM256 72H257V71H256ZM0 73H1V72H0ZM74 73H75V72H74ZM88 73H89V72H88ZM109 73H110V72H109ZM114 73H117V72H114ZM114 73L111 72V74H108V76L110 77V75H112V74L114 75ZM131 73H132V72H131ZM160 73H161V71H160ZM6 74H7V73H6ZM8 74H9V73H8ZM14 74H15V73H14ZM42 74H44V72H42ZM45 74H47V73H45ZM67 74H68V73H67ZM69 74H70V73H69ZM75 74H76V73H75ZM99 74H100V72H99ZM119 74H120V73H119ZM119 74H116L115 76H117V75H119ZM121 74H122V71H121ZM129 74H130V72H129ZM173 74L175 75V73H173ZM254 74H255V73H254ZM0 75H1V74H0ZM2 75H4V74H2ZM11 75H12V73H11ZM131 75H133V74H131ZM134 75H135V74H134ZM138 75H139V74H138ZM171 75H172V74H171ZM177 75H178V74H177ZM17 76H18V75H17ZM48 76H51V75H48ZM122 76H123V74H122ZM122 76H121V77H122ZM124 76H125V74H124ZM135 76H136V75H135ZM158 76H159V75H157L156 80H159V79H158ZM0 77H1V76H0ZM5 77H7V76H5ZM29 77H30V76H29ZM94 77H95V75H94ZM173 77H174V76H172V78H173ZM179 77H181V75H180ZM216 77H217V76H216ZM2 78H3V76H2ZM9 78H10V77H9ZM45 78H46V77H45ZM53 78H55V77H53ZM106 78H107V77H106ZM113 78L116 79V77H114V76H113ZM130 78L132 79V77H130ZM3 79H4V78H3ZM13 79H14V78H13ZM46 79H47V78H46ZM51 79H52V78H51ZM51 79H50V80H51ZM96 79H97V78H96ZM135 79H136V78H135ZM160 79H162V78L160 77ZM16 80H17V79H16ZM44 80H45V79H44ZM48 80H49V78H48ZM89 80H91V79H89ZM104 80H105V79H104ZM107 80H108V79H107ZM123 80H124V79H123ZM125 80H126V79H125ZM127 80H128V79H127ZM183 80H184V79H183ZM183 80H182V78H180V81H181V82H182ZM13 81H14V80H13ZM18 81H19V79H18ZM18 81H16V82H18ZM42 81H43V80H42ZM42 81L40 80V82H42ZM51 81H52V80H51ZM92 81H93V83H94V81H96L97 85L100 86V84H98L97 80H92ZM98 81H99V79H98ZM170 81H171V82L173 81L172 84H174V83L177 81V78H176V81H174V79H172V80H170ZM184 81H185V80H184ZM1 82H2V81H1ZM16 82H15V83H16ZM33 82H34V81H33ZM45 82H46V81H45ZM52 82H53V81H52ZM131 82H132V81H131ZM133 82H134V80H133ZM133 82H132V83H133ZM158 82L160 83V81H158ZM158 82H157V83H158ZM162 82H163V81H162ZM5 83H6V82H5ZM96 83H95V84H96ZM99 83H100V82H99ZM127 83L130 84V79H129V82H127ZM132 83H131V84H132ZM157 83H156V84H157ZM159 83H158V84H159ZM220 83H221V82H220ZM6 84H7V83H6ZM54 84H55V83H54ZM133 84H134V83H133ZM135 84H136V83H135ZM158 84H157V85H158ZM175 84H176V86H177V83H175ZM261 84H262V83H261ZM7 85H8V84H7ZM26 85H28V84H26ZM93 85H94V84H93ZM220 85H222V84H220ZM10 86H11V85H10ZM46 86H47V85H46ZM46 86H45V87H46ZM133 86H134V85H133ZM138 86H141V85L139 84ZM143 86H144L143 88L146 87L145 85H143ZM191 86H192V85H191ZM240 86H241V85H240ZM243 86H244V85H243ZM41 87H42V86H41ZM60 87H62V85H61ZM65 87H66V86H65ZM74 87H75V86H74ZM82 87H83V86H82ZM100 87H101V86H100ZM173 87H174V86H173ZM189 87H190V86H189ZM234 87H235V86H234ZM7 88H8V87H7ZM12 88H13V87H12ZM77 88H78V87H77ZM97 88H98V87H97ZM137 88H138V87H137ZM139 88H140V87H139ZM238 88H239V86H238ZM238 88H237V89H238ZM263 88H264V87H263ZM2 89H3V88H1V90H2ZM8 89H9V88H8ZM25 89H26V88H25ZM50 89H51V88H50ZM66 89H67V88H66ZM79 89H80V88H79ZM81 89H82V88H81ZM89 89H90V87H89V88H86L87 91H88ZM95 89H96V88H94V94H96ZM100 89H101V88H100ZM100 89H97V90H100ZM141 89H142V88H141ZM206 89H207V88H206ZM210 89H211V88H210ZM217 89H218V88H217ZM4 90H5V89H4ZM6 90H7V89H6ZM20 90H21V89H20ZM41 90H42V89H41ZM51 90H52V89H51ZM75 90H76V87H75ZM103 90H104V88H103ZM133 90H134V87H133ZM138 90H139V89H138ZM172 90H173V89H172ZM230 90H231V89H230ZM8 91H9V90H8ZM26 91H27V90H26ZM43 91H44V90H43ZM52 91H54V90H52ZM66 91H67V90H66ZM80 91H81V90H80ZM87 91L85 92V94L87 93ZM89 91H90V90H89ZM100 91H102V90H100ZM144 91H145V90H144ZM257 91H258V90H257ZM257 91H256V92H257ZM29 92H30V91H29ZM40 92H41V91H40ZM68 92H69V91H68ZM77 92H78V93H76L75 95H77V94L79 95V91H77ZM83 92H84V91H83ZM129 92H130V90H129ZM202 92H203V91H202ZM250 92H252V91H250ZM2 93H3V92H2ZM11 93H12V91H11ZM16 93H17V91H16ZM41 93H42V92H41ZM41 93H40V94H41ZM69 93H71V92H69ZM72 93H75L74 89H73ZM72 93H71L70 96H72ZM98 93H99V91H97V94H98ZM144 93L146 94V92H144ZM147 93H148V92H147ZM252 93H253V92H252ZM6 94H7V93H6ZM6 94H5V95H6ZM26 94H27V93H26ZM45 94H46V93H45ZM53 94L56 95L55 93H53ZM88 94H89V92H88ZM90 94H93V92H92V93L90 92ZM126 94H127V93H126ZM131 94H132V93H131ZM202 94H203V93H202ZM220 94H221V92H220ZM237 94H238V93H237ZM240 94H241V92H240ZM262 94H263V93H262ZM9 95H10V94H9ZM18 95H19V91H18ZM21 95H22V94H21ZM35 95H36V94H35ZM67 95H68V94H67ZM75 95L73 94V96H75ZM102 95H103V94H101V96H102ZM165 95H166V93L164 94V96H165ZM168 95H169V94H168ZM168 95H167V96H168ZM188 95H189V94H188ZM190 95H191V93H190ZM195 95H196V94H195ZM250 95H251V93H250ZM253 95H254V94H253ZM3 96H4V95H3ZM56 96H58V95H56ZM63 96H64V95H63ZM98 96H100V95L98 94ZM101 96H100V97H101ZM169 96H170V95H169ZM169 96H168V97H169ZM211 96H213V95L211 94ZM218 96H219L220 99H221V96H222V95H221V96L218 95ZM218 96H217V97H218ZM228 96H229V95H228ZM254 96H255V95H254ZM5 97H6V96H5ZM9 97H10V96H9ZM25 97H26V96H25ZM61 97H62V96H61ZM93 97H95V95H93ZM168 97H167V99L164 98L163 100H164V101H165V100H168V102H170V101H169V100H170V97H169V98H168ZM184 97H185V98H184V100H183V102H182V103H183L182 105H184V102H185L186 99L188 98V97H186V96H184ZM2 98H3V97H2ZM2 98L0 97L1 100H2ZM7 98H8V97H7ZM10 98H11V100H13V99H12V96H11ZM14 98H15V95H14ZM20 98H21V97H20ZM41 98H42V97H41ZM46 98H47V97H46ZM49 98H52V97L49 96ZM56 98H57V97H56ZM63 98H64V97H63ZM69 98H70V97L66 98L65 100H69ZM79 98H80V97H79ZM126 98H127V97H126ZM126 98H125V99H126ZM141 98H142V97H141ZM151 98H153V97H151ZM214 98H215V96H214ZM252 98H253V96H252ZM3 99H5V98H3ZM29 99H30V98H29ZM33 99H34V98H33ZM43 99H44V98H43ZM74 99L77 100L78 98L75 97ZM74 99H72V97L70 98V100H72V102L75 101ZM129 99H130V98H129ZM148 99H149V98H148ZM171 99H172V98H171ZM179 99H180V98H179ZM202 99H203V98H202ZM210 99H211V98H210ZM217 99H218V98H217ZM231 99H232V98H231ZM241 99H242V98H241ZM256 99H257V98H256ZM49 100H50V99H49ZM49 100H48V102H49ZM52 100H53V99H52ZM70 100H69V102H68V101H65V104H66L67 102L70 103ZM120 100H121V99H120ZM137 100H138V99H137ZM190 100H191V99H190ZM190 100H188V102H189ZM207 100H208V99H207ZM213 100L216 101L215 99H213ZM218 100H219V99H218ZM222 100H223V98H222ZM232 100H233V99H232ZM235 100H236V99H235ZM3 101H4V100H2V102H3ZM5 101H6V100H5ZM78 101L80 102V100H77V102H78ZM146 101H147V100H146ZM146 101H144V102H146ZM156 101H157V100H156ZM175 101H176V100H175ZM180 101H181V100H180ZM209 101H210V100H209ZM224 101H225V100H224ZM236 101H237V100H236ZM247 101H248V100H247ZM247 101H246V102H247ZM250 101H251V100H250ZM9 102H10V101H9ZM30 102H31V101H30ZM72 102L69 104L70 106L67 107V108H68L67 110H69L70 107L72 108V110L75 109V108H73V107H74L73 105L71 106V104H74V103H72ZM124 102H125V101H124ZM137 102H138V101H137ZM149 102H150V101H149ZM166 102H167V101H166ZM210 102H212V101H210ZM18 103H19V102H18ZM21 103H22V102H21ZM50 103H52V102H50ZM54 103H55V102H54ZM56 103H57V102H56ZM83 103H84V102H83ZM121 103H122V101H121ZM146 103H148V101H147ZM170 103H171V102H170ZM176 103H177V101H176ZM202 103H203V102H202ZM213 103H215V102H213ZM248 103H250V102H248ZM0 104H2V103H0ZM5 104H6V103H5ZM9 104H10V103H9ZM27 104H28V103H27ZM80 104H81V102H80ZM80 104H79V105H80ZM143 104H144V103H143ZM148 104H149V103H148ZM172 104H173V103H172ZM174 104H175V103H174ZM221 104H222V103H221ZM3 105H4V104H3ZM75 105H76V104H75ZM84 105H88V104L85 103ZM124 105H125V104H124ZM134 105H135V104H134ZM155 105H156V104H155ZM155 105H154V107H155ZM166 105H167V104H166ZM179 105H180V103H179ZM207 105H208V104H207ZM254 105H255V104H254ZM13 106H14V105H13ZM20 106H21V105H20ZM43 106H44V105H43ZM59 106H60V105H59ZM81 106H82V105L79 106L80 108L78 107L79 112H81L80 109L83 110V108H82ZM89 106L91 107V104H89ZM148 106L151 107V108L153 107V106H151V105H148ZM164 106H165V105H163V107H164ZM167 106H168V105H167ZM167 106H165V107H166V108H165L166 110H168V109H167ZM173 106H174V105H173ZM175 106H177V105H175ZM204 106H205V105H203V107H204ZM208 106H209V105H208ZM10 107H12V106H10ZM22 107H23V106H22ZM22 107H21V109H22ZM44 107H45V106H44ZM62 107H64V106H62ZM85 107H86V106H85ZM90 107H89V109H90ZM133 107H134V106H133ZM143 107H145V105H143ZM2 108H4V107H2ZM2 108H1V109H2ZM76 108H77V107H76ZM151 108H150V112H151ZM157 108H158V110H157ZM179 108H181V107H179ZM6 109H7V108H6ZM11 109H12V108H11ZM25 109H27V108H25ZM25 109H24V111H27V110H25ZM31 109H32V107H31ZM41 109H42V108H41ZM47 109H49V108H47ZM59 109H61V108L59 107ZM84 109H85V108H84ZM108 109H109V108H108ZM141 109H142V107H141ZM145 109H146V111H147L148 107L145 108ZM155 109H156L157 112L160 111V110H159V107L154 108V111H155ZM245 109H246V108H245ZM247 109H248V108H247ZM249 109H252V108H249ZM19 110H20V109H19ZM56 110H58V109H56ZM63 110H65V108H64ZM72 110H71V113H72ZM86 110H88V108H87ZM29 111H30V110H29ZM90 111H91V110H89V112H90ZM130 111H131V110H130ZM148 111H149V109H148ZM169 111H170V110H169ZM2 112H3V111H2ZM21 112L23 113V116L27 114V112H23V111H21ZM21 112H20V113H21ZM44 112H45V111H44ZM54 112H55V111H54ZM84 112H85V110H84ZM84 112H83V114H85V113L87 114V113H88V112H85V113H84ZM127 112H128V111H127ZM157 112H155V113H157ZM160 112H161V111H160ZM176 112H177V111H176ZM30 113H32V111H30L28 115H31ZM47 113H48V112H47ZM56 113H57V112H56ZM71 113H70V114H71ZM124 113H125V112H123V114H124ZM260 113H263V112H260ZM0 114H1V113H0ZM32 114H34V112H33ZM67 114H68V113H67ZM70 114H68L67 117L65 116L67 119L69 118V119H68L69 122L71 121V117H69ZM123 114H122V115H123ZM125 114H126V113H125ZM150 114H151V113H150ZM168 114H169V113H168ZM258 114H259V113H258ZM263 114H264V113H263ZM263 114H262V115H263ZM17 115H18V114H17ZM28 115H26V117H27ZM36 115H37V114H36ZM182 115H183V114H182ZM37 116H38V117H37V119H38V118H39V115H37ZM42 116H43V115H42ZM119 116H120V115H119ZM163 116H164V115H163ZM33 117H34V116H33ZM33 117H32V116L30 117L31 122L33 121L32 119H35V117H34V118H33ZM73 117H74V116H73ZM121 117H122V116H121ZM130 117L132 118L133 116H130ZM138 117H139V115H138ZM228 117H229V116H228ZM258 117H259V116H258ZM131 118H130V119H127V120L130 121ZM186 118H187V117H186ZM186 118H185V119H186ZM193 118H194V117H193ZM252 118H253V117H252ZM25 119H26V118H25ZM27 119H28V118H27ZM67 119H66L64 122H68ZM75 119H76V118H75ZM119 119H120V118H119ZM139 119H140V118H139ZM139 119H138V120H139ZM189 119H190V118H189ZM220 119H221V118H220ZM23 120H24V119H23ZM30 120L28 119V121H30ZM39 120H40V119H39ZM72 120H73V119H72ZM115 120H116V119H115ZM117 120H118V119H117ZM121 120H122V118H121ZM121 120H118L119 123H121L122 121H124V122H122V123H123V125H124L125 128H126V125H125V123H126V121H125L126 118H125V120H122V121H121ZM186 120H187V119H186ZM193 120H195V119H193ZM252 120H253V119H252ZM35 121H36V120H34V122H35ZM37 121H38V120H37ZM78 121H80V120H78ZM118 121H117V122H118ZM120 121H121V122H120ZM181 121H182V119H181ZM71 122H72V121H71ZM75 122L78 124L77 121H75ZM101 122H103V121H101ZM101 122H98L99 125L101 124ZM114 122H115V121H114ZM177 122H178V121H177ZM183 122H184V121H183ZM255 122H256V121H255ZM32 123H33V122H32ZM42 123H43V122H42ZM139 123L142 124L141 122H139ZM184 123L187 124V122H184ZM184 123H183L182 126H184ZM209 123H210V122H208V124H209ZM256 123H257V122H256ZM43 124H45V123H43ZM175 124H177V123H175ZM210 124H212V123H210ZM1 125H2V124H1ZM28 125H29V124H28ZM45 125H46V124H45ZM48 125H49V124H48ZM61 125L63 126V125H65V124L63 123V124H61ZM143 125H144V124H143ZM145 125H147V127H146V129H147L149 126H148V124H145ZM178 125H179V124H178ZM4 126H5V125H4ZM29 126H31V125H29ZM35 126H36V125H35ZM35 126H34V127H35ZM62 126H61V127H62ZM69 126H70V125H69ZM107 126H108V125H107ZM175 126H176V125H175ZM180 126H181V125H180ZM215 126H216V124H215ZM259 126H260V125H259ZM2 127H3V126H2ZM51 127H53V126H51ZM51 127H49V128H51ZM74 127H75V126H74ZM80 127H81V126H80ZM109 127H110V126H109ZM119 127H120V126H119ZM127 127H129V124H128ZM138 127H139V126H138ZM140 127H141V126H140ZM150 127L153 128V129L155 130V126H154V127H153V126H150ZM150 127H149V129H150ZM260 127H262V126H260ZM3 128H4V127H3ZM24 128H25V127H24ZM24 128L22 127V129H24ZM37 128L39 129L40 127H37ZM54 128H57V126L54 127ZM65 128H66V126H65ZM125 128H124V129H125ZM129 128H130V127H129ZM129 128H128V129H129ZM216 128H217V126H216ZM230 128H231V127H230ZM9 129H10V128H8V130H9ZM68 129H70V127L67 126V132L71 131L73 128L71 127V129H70L69 131H68ZM91 129H92V128H91ZM106 129H107V128H106ZM126 129H127V128H126ZM130 129H131V128H130ZM135 129H136V128H135ZM144 129H145V127L143 128V130H144ZM153 129H152L151 132H150L151 129L149 130V132H150V138H152L151 136H153V138H152L153 140L150 142L151 144L149 143V141H150V139H149V135H148V139H149V141H148V139H147V136L145 137L146 134H145V135H142V136H144L145 139H146V140L143 142V144H144V143H145V144H148V145L150 146V148H151V146L153 147L152 144H154V141L156 140V139H154V138L156 137L155 135H157V133H156V134H152ZM174 129H175V128H174ZM176 129H177V128H176ZM219 129H221V126H220ZM222 129H223V128H222ZM232 129H233L232 132H231V131H230V132L236 136L238 133H236V134L233 133L234 128H232ZM3 130H4V129H3ZM73 130H74V129H73ZM109 130H110V129H109ZM117 130H118V129H117ZM121 130H122V129H121ZM143 130H141V131L143 132ZM168 130H169V129H168ZM201 130H202V129H201ZM226 130H228V129L225 128V131H226ZM253 130H254V129H253ZM256 130H257V129H256ZM258 130H259V129H258ZM10 131H11V130H10ZM23 131H25V130H23ZM23 131H22V132H23ZM32 131H33V133H34V130H32ZM40 131H41V128H40ZM40 131H39V132H40ZM44 131H45V130H44ZM46 131H47V130H46ZM50 131H51V130H50ZM55 131H56V130H55ZM55 131H54V132H55ZM74 131H75V130H74ZM85 131H86V130H85ZM103 131H104V130H103ZM126 131H127V130H126ZM129 131H130V130H129ZM203 131H204V130H203ZM209 131H210V130H209ZM213 131H214V130H212V132H213ZM219 131H221V130H219ZM222 131H223V130H222ZM254 131H255V130H254ZM0 132H1V130H0ZM13 132H14V131H13ZM27 132H28V131H27ZM30 132H31V131H30ZM62 132H63V131H62ZM64 132H65V131H64ZM67 132H65V134H67ZM99 132H100V131H99ZM121 132H123V131H121ZM130 132H131V131H130ZM133 132H134V131H133ZM142 132H141V134H142ZM145 132H146V131H145ZM157 132H158V136H159V135H160V134H159V130H158ZM204 132H206L205 134H206L207 136L212 137L211 135H208V134H207V131H204ZM214 132H215V131H214ZM242 132H243V131H242ZM260 132H262V131H260ZM8 133H9V132H8ZM23 133H24V132H23ZM33 133H32V134H33ZM41 133H43V131H41ZM109 133H111L110 136H112V138L115 137V136H117V135L114 134L113 132H109ZM112 133H113V135H115V136H113ZM118 133H119V132H118ZM146 133H147V132H146ZM153 133H155V132H153ZM172 133H173V132H172ZM201 133H202V132H201ZM208 133H209V132H208ZM225 133H228V132L226 131ZM251 133H252V132H251ZM9 134H10V133H9ZM25 134H26V133H25ZM27 134H28V133H27ZM32 134H31V135H32ZM65 134L63 133V135H65ZM77 134H78V133H76V135H77ZM81 134H82V135H85V133H84V134L81 133ZM81 134H79V135H81ZM96 134H98V133H96ZM122 134H125V133H122ZM130 134H131V133H130ZM130 134H129V135H130ZM134 134H136V132H135ZM139 134H140V133H139ZM141 134H140V136H141ZM170 134H171V133H170ZM209 134H210V133H209ZM221 134H222V133L220 132L219 135H221ZM260 134H262V133H260ZM260 134H259V131H258V133H257V136H258V137H257V138H259V135H260ZM22 135H23V134H22ZM34 135H36V133H35ZM46 135H47V134H46ZM67 135H68V134H67ZM67 135H66V136H67ZM126 135H127V134H126ZM129 135H128V138H130ZM131 135H132V134H131ZM165 135H167V134H165ZM202 135H203V134H202ZM223 135H224V134H223ZM240 135H241V134H240ZM252 135H253V133H252ZM3 136H4V135H3ZM19 136H20V135H19ZM26 136H28V135H26ZM87 136H88V134H87ZM95 136H96V135H95ZM100 136H101V134H100ZM102 136H103V134H102ZM142 136H141V137H142ZM154 136H155V137H154ZM197 136H198V135H197ZM204 136H205V135H203V139H204ZM221 136H222V135H221ZM245 136H247V135H245ZM253 136H254V135H253ZM255 136H256V135H255ZM21 137H22V136H21ZM21 137H20V138H21ZM40 137H41V135H40ZM47 137H48V136H47ZM49 137H50V136H49ZM61 137H62V135H61ZM78 137H81V136H78ZM83 137H84V136H83ZM141 137H140V138H141ZM144 137L141 138V140L144 139ZM166 137H167V136H166ZM237 137H238V136H237ZM10 138H11V137H10ZM70 138H71V136H69V140H70ZM72 138H73V137H72ZM86 138H87V137H86ZM101 138H102V137H101ZM117 138H118V137H117ZM138 138H139V137H138ZM138 138H136V139H137L136 142L139 141ZM156 138H157V137H156ZM169 138H171V137H169ZM181 138H182V137H181ZM188 138H189V137H188ZM255 138H256V137H255ZM12 139H13V138H12ZM21 139H22V138H21ZM21 139H20V140H21ZM62 139H63V138H62ZM114 139H116V137L113 138V139H111V140H114ZM123 139H124V138H123ZM126 139H127V137H126ZM245 139H246V138H244V140H245ZM2 140H3V139H2ZM7 140H8V139H7ZM41 140H42V141H45V140H43V137L41 138ZM51 140H52V139H50V141H51ZM78 140H81V139H80V138H79V139H76V143H77V144H78ZM99 140H100V139H99ZM109 140H110V138H109ZM111 140H110V141H111ZM117 140H121V138H120V139L118 138ZM168 140H169V139H168ZM173 140H174V139H173ZM204 140H206V138H205ZM239 140H240V139H239ZM11 141H12V140H11ZM15 141H16V140H15ZM17 141H18V140H17ZM53 141H54V140H52L51 143H52V144H55V146H56L57 144H56V143H53ZM55 141H56V140H55ZM89 141H90V140H89ZM89 141H88V142H89ZM92 141H93V140H92ZM96 141L98 142L97 139H96ZM131 141H133L132 138H131ZM146 141H148V142L146 143ZM158 141L160 142V140H158ZM175 141H176V139H175ZM180 141H181V140H179V142H180ZM190 141H191V140L189 139V142H190ZM200 141H201V140H200ZM248 141H249V140H248ZM12 142H13V141H12ZM12 142H11V143H12ZM19 142H20V141H19ZM46 142H47V140H46ZM66 142H67V141H66ZM66 142H65V143H66ZM72 142H74V141L72 140ZM111 142H112V141H111ZM127 142H128V141H127ZM127 142L125 141V144H126ZM139 142L142 143L141 141H139ZM159 142H158V143H159ZM243 142H245V141H243ZM11 143H10V144H11ZM15 143H17V142H15ZM26 143H27V142H26ZM61 143H64V139H63V142H61ZM68 143H69V142H68ZM83 143H84V142H83ZM83 143H81V144H83ZM89 143H91V142H89ZM118 143H120V142L118 141ZM128 143H130V142H128ZM128 143H127V145H128ZM133 143H134V142H133ZM172 143H173V142H172ZM174 143H175V145H176V142H174ZM193 143H195V142H193ZM201 143H203V142H200L199 144H201ZM10 144H7V145L9 146ZM99 144H100V143H99ZM103 144H105V140H104V143H103ZM103 144H102V145H103ZM120 144H121V143H120ZM135 144H137V143H135ZM138 144H139V143H138ZM155 144H156V141H155ZM155 144H154V145H155ZM24 145H25V144H24ZM62 145H63V144H62ZM70 145H71V144H70ZM83 145H84V144H83ZM105 145H106V144H105ZM131 145H132V144H130L129 146H131ZM172 145H173V144H172ZM185 145H186V144H184V147H185ZM201 145H202V144H201ZM206 145H207V144H206ZM233 145H234V144H233ZM248 145H249V144H248ZM18 146H19V145H18ZM57 146H58V145H57ZM60 146H61V145H60ZM76 146H77V145H76ZM78 146H79V145H78ZM107 146H108V145H107ZM120 146H122V145H120ZM140 146H141V145H140ZM140 146H137V147H140ZM191 146H192V144L190 143V147H191ZM194 146H195V144H194ZM240 146H241V145H240ZM243 146H244V143H243ZM0 147H2V146H0ZM23 147H25V146H23ZM83 147H85V145H84ZM83 147H82V148H83ZM93 147H94V146H93ZM101 147H102V146H101ZM108 147H109V146H108ZM111 147H113V146H111ZM131 147H133V146H131ZM143 147H144V146H143ZM156 147H157V148H160V145L158 146V144H157ZM156 147H155V148H156ZM164 147H165V146H164ZM174 147H175V146H174ZM174 147H173V148H174ZM184 147H183V148H184ZM188 147H189V146H188ZM211 147H212V146H211ZM247 147H250V146H247V144H245L244 150L242 149V150H243V154L246 152V151H245V148H247ZM260 147H261V146H260ZM6 148H7V147H6ZM6 148H5V149H6ZM17 148H18V147H17ZM60 148H61V147H60ZM64 148H65V147H64ZM86 148L89 149V147H86ZM104 148L106 149V147H104ZM119 148H120V147H119ZM119 148H118V149H119ZM123 148H124V147H122V149H123ZM133 148H135V147H133ZM144 148H146V147H144ZM144 148H143V149L141 148V150H140V148H139V149L137 148V150H139L138 153L140 154V156H143V155H144V154L142 153L143 150H144ZM175 148L177 149V146H176ZM183 148H182V149H183ZM192 148H194V147H192ZM192 148H191V149H192ZM197 148H199V147H196V149H197ZM206 148H207V146H206ZM208 148H209V147H208ZM227 148H228V147H227ZM236 148H237V147H236ZM239 148H240V150H241V147H239ZM239 148H238V149H239ZM242 148H243V147H242ZM5 149H3V150H5ZM9 149H10V148H9ZM23 149H24V148H23ZM36 149H37V148H36ZM38 149H39V148H38ZM47 149H48V148H47ZM47 149H46V150H47ZM54 149H55V147H54ZM61 149H62V148H61ZM69 149H70V148H68V150H69ZM74 149H75V148H74ZM74 149H73V150H74ZM80 149H81V148H80ZM92 149H93V148H92ZM108 149H109V148H108ZM250 149H251V148H249V150H250ZM1 150H2V149H1ZM6 150H7V149H6ZM6 150H5V151H6ZM11 150H12V149H11ZM18 150H19V149H18ZM29 150L31 151V149H29ZM39 150H40V149H39ZM39 150H38L37 152H39ZM55 150H56V149H55ZM93 150H94V149H93ZM93 150H92V151H93ZM113 150H115V149L113 148ZM129 150H130V149H129ZM145 150H146V149H145ZM145 150H144V151H145ZM159 150H162V148H160ZM203 150H204V149H203ZM209 150H210V149H209ZM221 150H222V148L220 149V151H221ZM231 150L233 151L234 149L231 147ZM242 150H241V151H242ZM247 150H248V148H247ZM260 150H261V149H260ZM30 151H28V152H30ZM49 151H50V148H49ZM52 151H53V150H52ZM65 151H67L66 148H65ZM70 151H71V150H70ZM115 151H116V150H115ZM118 151H120V150H118ZM118 151H116V152H118ZM125 151H126V150H125ZM125 151H124V152H125ZM131 151H132V154H134V153H133V150H131ZM131 151H130V152H131ZM176 151H177V150H176ZM191 151H192V150H191ZM200 151H201V150H200ZM210 151H211V150H210ZM210 151H209V152H210ZM223 151H224V150H223ZM228 151H229V149H228ZM232 151H231V152H232ZM234 151H235V150H234ZM244 151H245V152H244ZM250 151H252V150H250ZM253 151H254V150H253ZM261 151H262V150H261ZM263 151H264V150H263ZM40 152H41V150H40ZM85 152H86V151H85ZM88 152L90 153V151H88ZM120 152H121V151H120ZM146 152H147V151H145V154H147V156H148V152H147V153H146ZM157 152H158V150H157ZM161 152H162V151H161ZM169 152H170V151H169ZM169 152H168V153H169ZM179 152H181V151H179ZM195 152H197V150H196ZM195 152L193 151V153H195ZM211 152H212V151H211ZM218 152H219V151H218ZM0 153H1V152H0ZM26 153H27V152H26ZM61 153H62V152H61ZM68 153H69V151H68ZM82 153H83V152H82ZM93 153H94V151H93ZM102 153H103V152H102ZM102 153H101V154H102ZM121 153H123V152H121ZM138 153H137V154H138ZM162 153H164V152H162ZM172 153H173V152H172ZM181 153H182L181 156H184V155H183L184 153H183V152H181ZM181 153H180V154H181ZM186 153H187V156H188L189 154H191V156H193V160H192V159L189 160V158H188L189 161L192 160V162L190 163V166H189V164H188V166H189L188 168L190 169V167H191V168L196 167V169H197L198 166L191 165V164L194 163L193 161L195 160V159H194V155H195V154H193V153H188V151H187ZM256 153H257V152H256ZM256 153H254V154H255V159L257 158V154H256ZM41 154L44 155V153H41ZM48 154L51 155L49 152H48ZM69 154H70V153H69ZM105 154L107 155V152H106ZM105 154H102V156H104ZM111 154H113V153H111ZM132 154H130V155H132ZM139 154H138V155H139ZM152 154H153V153H152ZM177 154H179V153H177ZM192 154H193V155H192ZM197 154H198V153H196V155H197ZM218 154H220V153H218ZM223 154H224V152H223ZM239 154H240V153H239ZM65 155H66V154H65ZM65 155H63V156H65ZM78 155H79V154H78ZM81 155H82V154H81ZM124 155H125V154H124ZM126 155H127V154H126ZM128 155H129V152H128ZM164 155H165V154H164ZM185 155H186V154H185ZM203 155L206 156V154H203ZM246 155H248V154H246ZM252 155H253V154H252ZM259 155H260V154H259ZM259 155H258V156H259ZM33 156H34V155H33ZM46 156H47V155H46ZM82 156H83V155H82ZM88 156H90V155L88 154ZM95 156H98V155H95ZM114 156H115V154H114ZM117 156H118V155L115 156L116 159H119ZM120 156H121V155H120ZM166 156H167V155H166ZM178 156H179V155H178ZM189 156H190V155H189ZM210 156H211V155H210ZM210 156H208V157H210ZM217 156H218V155H217ZM222 156H224V155H222ZM229 156H230V155H229ZM6 157H7V156H6ZM40 157H42V156H40ZM67 157H68V156H67ZM67 157H66V158H67ZM73 157H74V156H73ZM84 157H85V156H84ZM84 157H83V158H84ZM90 157H91V156H90ZM98 157H99V156H98ZM107 157H108V156H107ZM107 157L104 158V159H107ZM122 157H124V156H122ZM134 157H135V155H134ZM138 157H139V156H138ZM143 157H146V156L144 155ZM150 157H151V159L156 158V157H152V156H151V152H150ZM219 157H220V155H219ZM232 157H233V156H232ZM241 157H242V156H241ZM247 157H250L249 159H250V162H251V161H252V158H251L252 156L249 154ZM22 158H23V157H22ZM45 158L47 159V157H45ZM54 158H55V157H54ZM66 158H65V159H66ZM111 158H112V157H111ZM111 158H110V159H111ZM179 158H181V157L179 156ZM179 158H178V159H179ZM197 158H199V157H197ZM197 158H196V159H197ZM212 158L214 159V157H212ZM242 158H243V157H242ZM11 159H12V158H11ZM34 159H36V158H34ZM34 159H33V160H34ZM38 159H39V158H38ZM43 159H44V158H43ZM57 159H58V158H57ZM59 159H60V158H59ZM80 159H81V157H80ZM84 159H85V158H84ZM90 159H91V158H90ZM99 159H101V158H99ZM125 159H126V158H125ZM125 159H124V160H125ZM136 159H137V158H136ZM148 159H149V158H147V161H148ZM151 159H150V160H151ZM168 159H170V158H168ZM168 159H167V160H168ZM178 159H177V162H178V161L182 162L180 159H179V160H178ZM181 159H182V158H181ZM185 159H186V158H185ZM199 159H200V158H199ZM199 159H197V160H199ZM206 159H208V158H206ZM233 159L236 160L237 158H233ZM255 159H254V161H256ZM260 159H261V158H260ZM8 160H9V159H8ZM50 160H51V159H50ZM55 160H56V159H55ZM73 160H74V159H73ZM75 160H76V159H75ZM78 160H79V159H78ZM91 160H92V159H91ZM91 160H90V161H91ZM101 160H102V159H101ZM108 160H109V158H108ZM200 160H201V159H200ZM220 160H221V159H220ZM222 160H223V159H222ZM234 160H232V162H234V163H232L233 165L230 163V161H228L229 163L227 162L228 165H229V164L231 165V167H230V169L232 168L231 171H232V170H234V171L237 170V173H238V172L240 173V171L243 172V171H244V168H242V165H240L241 163L239 162V164H238V165H240V167H241V168H240L239 166H236V161L238 162V160H236V161H234ZM243 160H244V159H243ZM22 161H23V159H22ZM24 161H25V160H24ZM26 161H27V160H26ZM35 161H36V160H35ZM35 161H34V162H35ZM56 161H57V160H56ZM58 161H60V160H58ZM58 161H57V162H58ZM61 161H63V159H62ZM67 161H68V160H67ZM80 161H82V163H84V160L81 159ZM97 161H98V160H97ZM97 161H96V162H97ZM105 161H106V160H105ZM155 161H157V160H154V162H155ZM163 161H164V160H163ZM173 161H175V160H173ZM206 161H208V160H206ZM216 161H217V163H216ZM216 161H215V159H214V160H213V163H214L215 167L217 168L220 164H218V162H219L218 159H216ZM260 161H262V160H259L258 162L256 161L255 163L259 164V167L264 166V165H263L264 163H263V164H260ZM4 162H5V160H4ZM11 162H12V161H11ZM46 162H47V161H46ZM63 162H64V161H63ZM65 162H66V161H65ZM88 162H89V159H88ZM122 162H123V161H122ZM140 162H141V161H140ZM148 162H149V161H148ZM154 162H153V163H154ZM159 162H160V161H159ZM159 162H156V163H158V165H161ZM168 162H169V161H168ZM177 162L175 163L176 166L173 164V168H174V169L172 168V165H171L170 167H171L173 170H175L174 173H176V174H174V176L176 175V178H177L178 175H181V176L184 178L185 176L182 175V174H179V173H181V172H180L179 169H177V167H179V165H180V167H181L182 169H183V167L181 166V163H180V162L178 163L179 165L177 164ZM195 162H196V160H195ZM223 162H224V161H223ZM242 162H245V163H246V161H242ZM263 162H264V159H263ZM2 163H3V162H2ZM9 163H10V161H9ZM25 163H26V162H25ZM27 163H29V162L27 161ZM38 163H39V162H38ZM79 163L82 165L81 162H79ZM104 163H105V162H104ZM106 163H107V162H106ZM106 163H105V164H106ZM112 163H113V162H112ZM119 163H120V161H119ZM144 163H145V162H144ZM156 163H154V164H156ZM161 163H162V162H161ZM166 163H167V161H166ZM173 163H174V162H173ZM200 163H202V162H198V161H197V164H196V165L199 164V169H200ZM213 163H212V161H211V165H212ZM219 163H220V162H219ZM251 163H252V162H251ZM261 163H262V162H261ZM0 164H1V163H0ZM12 164H13V163H12ZM23 164H24V163H23ZM34 164H35V163H34ZM46 164H47V163H46ZM53 164H54V163H53ZM57 164H59V163H57ZM61 164H62V163H61ZM63 164H64V163H63ZM88 164H89V163H88ZM90 164H91V162H90ZM92 164H93V163H92ZM100 164H102L101 166H103V165H104V164H103V161H101ZM146 164H147V163H146ZM154 164H153V165H154ZM170 164H172V163H170ZM194 164H195V163H194ZM206 164L209 165V163H207V162H206ZM217 164H218V165H217ZM222 164H223V163H222ZM242 164H243V163H242ZM35 165H36V164H35ZM39 165H40V164H39ZM85 165H86V164H85ZM96 165H97V164H96ZM96 165L93 164V166H96ZM130 165H131V164H130ZM136 165H137V164H136ZM151 165H152V163H151ZM151 165L149 164V165H145V166H144V169H145L146 166H147V167L149 166V169H147V167H146V170H149V173L147 172V173H148V176H149L150 172L152 171V169L150 170V168H151L150 166H151ZM165 165H166V164H165ZM177 165H178V166H177ZM182 165L184 166V163H183V162H182ZM204 165H205V164H204ZM204 165H201V166H204ZM248 165H249V164H248ZM3 166H4V165H3ZM27 166H28V165H27ZM30 166H31V165H30ZM62 166H63V165H62ZM82 166H83V165H82ZM98 166H99V164H98ZM142 166H143V164H142ZM142 166H141V167H142ZM154 166H155V165H154ZM154 166H152L153 169H154ZM156 166H157V164H156ZM156 166H155V171H156V172L154 171V174L156 173L155 176H156V175L158 176L160 173L163 172L164 169L162 170V168H163L162 166H160V167H161L160 169H159V167H158V169H157ZM174 166H175V167H174ZM233 166H234V167H233ZM5 167H6V165H5ZM11 167H12V166H11ZM25 167H26V166H25ZM34 167H35V166H34ZM42 167H44V165L41 166V168H42ZM47 167H48V166H47ZM53 167L56 168V165L53 166ZM86 167H87V166H86ZM88 167H89V166H88ZM88 167H87V168H88ZM115 167H116V166H115ZM141 167H140V168H141ZM164 167H165V166H164ZM204 167H205V166H204ZM204 167H203V170L205 169ZM220 167H221V166H220ZM235 167H236V168H235ZM243 167H245V165H243ZM247 167H248V166H247ZM252 167H253V166H251V168H252ZM257 167H258V165H257ZM84 168H85V167H83L82 170H84ZM93 168H94V167H93ZM100 168H102V167L99 166V170H100ZM103 168H104V167H103ZM116 168L118 169V171L120 170L118 167H116ZM188 168H187V169H188ZM207 168H209V167H207ZM211 168L213 169L214 166H212ZM225 168H226V167H225ZM234 168H235L236 170H235ZM239 168H240V170L238 171ZM251 168L249 167V169H251ZM4 169L7 170L6 168H4ZM4 169H2V170L0 169V170H1V171H0L1 176H4V175H2V173L5 174V175H6V173H7V171H6V173L2 172ZM20 169H21V168H20ZM44 169H45V167H44ZM44 169L42 168V170H44ZM80 169H81V168H80ZM80 169H79V170H80ZM176 169L179 170V172H176ZM182 169H181V171H182ZM196 169H195V170H196ZM217 169H220V168L218 167ZM217 169H213V170L216 171ZM221 169L224 170V168H221ZM221 169H220L219 173H221V171H222ZM245 169H246V168H245ZM254 169H255V168L252 169L253 172L255 171ZM263 169H264V168H263ZM35 170H36V169H35ZM38 170H39V169H38ZM106 170H108V169H106ZM134 170H135V169H134ZM157 170H158V171H157ZM161 170H162V172H159V171H161ZM165 170H166V169H165ZM170 170H171V169H170ZM191 170H192V169H191ZM195 170H194V171H195ZM227 170H228V169H227ZM247 170H248V169H247ZM247 170H246V171H247ZM256 170H257V169H256ZM259 170H260V169H259ZM11 171H12V170H11ZM55 171H56V170H55ZM108 171H109V170H108ZM142 171H143V168H142ZM205 171H206V170H204V172H205ZM231 171H230V172H231ZM248 171L250 172V170H248ZM248 171H247V172H248ZM8 172H9V171H8ZM83 172H85V170H84ZM86 172H87V170H86ZM104 172H105V171H104ZM119 172H120V171H119ZM125 172H126V170H125ZM158 172H159V173H158ZM171 172H172V171H171ZM191 172L195 174V172H193V171H191ZM198 172H199V170H198ZM204 172H202V173H204ZM217 172H218V171H217ZM227 172H228V171H227ZM230 172H229V173H230ZM244 172H245V171H244ZM249 172H248V174L250 175ZM253 172H251V174H252ZM260 172H261V171H260ZM20 173H21V172H20ZM20 173H19V174H20ZM53 173H54V172H53ZM58 173H59V172H58ZM88 173H90V172H88ZM107 173H108V172H107ZM117 173H118V172H117ZM117 173H116V174H117ZM145 173H146V172H145ZM147 173H146V175H147ZM152 173H153V171L151 172V174H152ZM164 173H165V172H164ZM182 173H183V172H182ZM185 173H186V172H185ZM192 173H191V176L193 175ZM209 173H211V172H209ZM214 173H215V172H214ZM224 173H225V172L223 171V177H225V176H224ZM237 173H236V174H237ZM9 174H10V173H9ZM11 174H12V178H13V174H14V173L11 172ZM44 174H45V173H44ZM80 174H81V173H80ZM151 174H150V175H151ZM165 174L168 175L167 172H166ZM217 174H218V173H217ZM217 174H216V175H217ZM221 174H222V173H221ZM226 174H227V173H226ZM231 174H232V173H231ZM231 174L229 175L230 177H231ZM240 174H241V173H240ZM243 174H244V173H242V175H243ZM246 174H247V173L245 172V175H246ZM253 174H255V172H254ZM253 174H252V175H253ZM20 175H21V174H20ZM39 175H40V174H39ZM45 175H46V174H45ZM90 175H91V173H90ZM94 175H95V174H94ZM98 175H99V174H98ZM98 175H97V176H98ZM108 175H110V174L108 173ZM160 175H161V174H160ZM210 175H213V172H212V174H210ZM216 175H215V176H216ZM232 175H233V174H232ZM242 175H241V177H242ZM245 175H244V178L246 179ZM263 175H264V174H263ZM6 176H8V175H6ZM6 176H4V178H6ZM41 176H42V175H41ZM43 176H44V175H43ZM48 176H49V175H48ZM79 176H81V175H79ZM105 176H106V173H105ZM151 176H153V175H151ZM151 176H150V177H151ZM157 176H156V178H158ZM162 176H165V175L162 174ZM181 176H179L180 179H181ZM186 176H187V174H186ZM208 176H209V175H208ZM208 176H207V177H208ZM218 176H219V175H218ZM233 176H235V174H234ZM253 176H254V175H253ZM253 176H252V177H253ZM23 177H24V176H23ZM44 177H45V176H44ZM44 177H43V178H44ZM85 177H86V176H85ZM95 177H96V176H95ZM153 177H154V176H153ZM153 177H151L150 180H151ZM167 177L169 178L170 176L168 175ZM199 177H200V176H199ZM230 177H226V180H227L228 178H230ZM241 177H240V178H241ZM247 177H248V176H247ZM16 178H18V177H16ZM30 178H31V177H30ZM45 178H46V177H45ZM83 178H84V177H82V178L80 177V179H83ZM96 178H99V177H96ZM148 178H149V177H148ZM156 178L154 177V179H156ZM161 178H162V177H161ZM164 178H166V177H164ZM164 178H163V179H164ZM168 178H166V179H168ZM179 178H177V179H179ZM213 178H214V177H213ZM213 178H212V179H213ZM215 178H216L215 180L218 181L217 176H216ZM220 178H221V177H220ZM233 178H234V177H233ZM237 178H239V177L237 176ZM240 178H239V179H240ZM244 178H242L243 181H244ZM1 179H2V178H1ZM25 179H26V178H25ZM65 179H66V178H65ZM101 179H102V178H101ZM101 179H100V181H101ZM163 179H162V180H163ZM166 179H165V180H166ZM186 179H187V178H186ZM186 179L184 178V180H186ZM221 179H222V178H221ZM221 179H220V180H221ZM231 179H232V177H231ZM234 179H235V178H234ZM248 179H249V178H248ZM9 180H10V179H9ZM18 180H19V179H18ZM22 180H23V179H22ZM84 180H85V179H84ZM86 180H87V179H86ZM92 180H93V179H92ZM157 180H159V179H157ZM165 180H164V181H165ZM182 180H183V179H182ZM220 180L218 181L219 184L216 183L217 181L214 182V183H216V184H215L216 186L220 185V187H218L217 189H220V188L223 189V186L221 187V185H222V183L225 184V180H224V182H222V181H220ZM237 180H238V179H237ZM11 181H12V180H11ZM15 181H17V180L15 179ZM89 181H91V179H90ZM152 181H154V180L152 179ZM152 181H151V182H152ZM160 181H161V180H160ZM160 181H159V182H160ZM167 181H168V180H166V182H167ZM171 181H172V179H171ZM177 181H178V180H177ZM238 181H239V180H238ZM91 182H92V181H91ZM197 182H198V181H197ZM205 182H206V181H205ZM211 182H212V181H211ZM241 182H242V181H241ZM246 182L248 183L249 181L247 180ZM246 182H245V183H246ZM152 183H153V182H152ZM161 183H162V182H161ZM168 183H169V181H168ZM170 183H171V182H170ZM180 183H181V182H180ZM203 183H204V181H203ZM220 183H221V184H220ZM227 183H228V180H227ZM242 183H244V182H242ZM258 183H259V182H258ZM150 184H151V183H150ZM154 184H156V183L154 182ZM162 184H163V183H162ZM209 184H210V182H209ZM212 184H213V183H212ZM235 184H236V183H235ZM124 185H125V184H124ZM126 185H127V184H126ZM191 185H192V184H191ZM215 185H214V187H213V185H211V188H210V189H211V190H214V189L216 188ZM246 185H247V184H246ZM246 185H245V186H246ZM26 186H27V185H26ZM55 186H56V185H55ZM57 186H58V185H57ZM57 186H56V187H57ZM60 186H61V185H60ZM128 186H129V185H128ZM128 186H127V187H128ZM240 186H241V185H240ZM240 186H239L238 189L241 190V189H242V186H241V188H240ZM69 187H70V186H69ZM75 187H77V186H75ZM90 187H91V186H90ZM227 187H228V184H227ZM233 187H234V186H233ZM249 187H250V186H249ZM249 187H248V188H249ZM252 187H253V186H252ZM62 188H63V187H62ZM212 188H213V189H212ZM41 189H42V188H41ZM126 189H127V188H126ZM129 189H130V187H129ZM200 189H201V188H200ZM221 189H220V191H218V190H217V191H218V192H221ZM260 189H261V188H260ZM58 190H59V189H58ZM71 190H72V189H71ZM75 190H76V189H75ZM75 190H74V188H73V192H74ZM211 190H210V191H211ZM215 190H216V189H215ZM244 190H246V189H244V187H243V191H244ZM261 190H262V189H261ZM19 191H20V190H19ZM200 191H201V190H200ZM223 191H224V190H223ZM226 191H227V190H226ZM226 191H225V192H226ZM241 191H242V190H241ZM243 191H242V192H243ZM68 192H69V191H68ZM71 192H72V191H71ZM71 192H70V193H71ZM76 192H77V191H76ZM79 192H80V191H79ZM197 192H199V191H197ZM202 192H203V191H202ZM238 192H239V191H238ZM203 193H204V192H203ZM211 193H212V195H215V193H213V192H211ZM211 193H209V195H211ZM250 193H252V192H250ZM50 194H51V193H50ZM68 194H69V193H68ZM72 194L74 195L75 193H72ZM198 194L200 195L201 193H198ZM225 194H226V193H225ZM252 194H253V193H252ZM259 194H260V193H259ZM79 195H80V194H79ZM93 195H94V194H93ZM22 196H23V195H22ZM194 196H195V195H194ZM205 196H206V194H205ZM216 196H217V195H216ZM249 196H250V195H249ZM253 196H254V195H253ZM253 196H251L250 198H252ZM255 196H256V195H255ZM64 197H66V196H64ZM75 197H76V196H75ZM201 197H202V196H201ZM235 197H236V196H235ZM25 198H26V196H25ZM197 198H198V197H197ZM26 199H28V198H26ZM66 199H67V197L65 198V200H66ZM73 199H74V198H73ZM214 199H215V198H214ZM54 200H55V199H54ZM56 200H57V199H56ZM56 200H55V201H56ZM194 200H195V199H194ZM195 201H196V200H195ZM62 202H63V201H62ZM73 202H74V200H73ZM79 202H80V201H79ZM86 202H87V201H86ZM92 202H93V201H92ZM260 202H261V201H260ZM16 204H17V203H16ZM50 204H51V203H50ZM60 204H61V203H59V206H60ZM93 204H94V203H93ZM254 204H256V202H254ZM37 205L39 206V204H37ZM44 205H47V204H44ZM62 205H64V204H62ZM62 205H61V206H62ZM95 205H96V204H95ZM261 205H262V204H261ZM20 206H21V205H20ZM78 206H79V205H77V207H78ZM140 206H143V205L141 204ZM140 206H139V207H140ZM253 206H254V205H253ZM63 207H64V206H63ZM80 207H81V206H80ZM98 207H99V206H98ZM137 207H138V205H137ZM192 207H193V206H192ZM242 207H243V206H242ZM245 207H247V206H245ZM248 207H249V206H248ZM45 208H48V209L50 208V209H52L53 207H52V208H51V207H45ZM78 208H79V207H78ZM78 208H77V210H78ZM88 208H89V207H88ZM88 208L85 209V210L88 211ZM92 208H93V207H92ZM163 208H164V207H163ZM165 208H166V207H165ZM165 208H164V210H165ZM237 208H238V207H237ZM250 208H251V207H250ZM253 208H254V207H253ZM255 208H256V207H255ZM258 208H259V207H258ZM6 209H7V208H6ZM19 209H20V207H19ZM22 209H23V208H22ZM40 209H41V208H40ZM50 209H49V211H50ZM79 209H80V208H79ZM139 209H140V208H139ZM142 209H143V207H142ZM144 209H147V208L144 207ZM144 209H143V210H144ZM149 209H150V208H149ZM151 209H154L153 211H156V210H155V207H153V208H151ZM151 209H150V210H151ZM176 209H177V208H176ZM183 209H184V208H183ZM244 209H245V208H244ZM246 209H247V208H246ZM260 209H261V208H260ZM42 210H43V209H42ZM42 210H41L40 213H42L43 215H45L46 213L49 214V211H46V213L44 214V213L42 212ZM45 210H46V209H45ZM53 210H54V209H53ZM59 210H60V209H59ZM65 210H66V209H65ZM93 210H94V209H93ZM95 210H96V209H95ZM108 210H109V209H108ZM108 210H106V211H108ZM134 210H137V208L134 209ZM143 210H140V212L138 211V212H139V213H138V216H139V214H140ZM160 210H161V209H160ZM16 211H17V210H16ZM29 211H30V210H29ZM31 211H32V209H31ZM31 211H30V213H31ZM38 211H39V210H38ZM56 211H57V210H56ZM68 211H71V210L69 209ZM89 211H90V210H89ZM103 211H104V210H103ZM151 211H152V210H151ZM151 211H149L150 213L147 211V213H149V214H147V213H146V210H145V213L147 214V217H148V216L152 217V215H150V214H152V213H153V215H154V212L151 213ZM247 211H248V210H247ZM251 211H252V210H251ZM259 211H261V210H259ZM4 212H5V211H4ZM7 212H8V211H7ZM20 212H21V211H20ZM44 212H45V211H44ZM52 212H53V211H52ZM66 212H67V210H66ZM83 212H84V211H83ZM96 212H97V211H96ZM98 212H99V211H98ZM110 212H111V211H110ZM115 212H116V211H115ZM130 212H131V211H129V214H130ZM135 212H136V211H135ZM180 212H181V211H180ZM218 212H219V211H218ZM227 212H229V211H226V213H227ZM233 212H234V211H233ZM235 212H237V210H236ZM238 212H239V211H238ZM22 213H23V212H22ZM50 213H51V211H50ZM53 213H54V212H53ZM59 213H60V212H59ZM91 213L93 214V212H91ZM107 213H108V212H107ZM113 213H114V212H113ZM117 213H118V212H117ZM160 213H161V212H160ZM210 213H211V212H210ZM241 213H242V212H241ZM241 213H240V214H241ZM252 213H253V212H252ZM256 213H257V212H256ZM35 214H36V213H35ZM47 214H46V216H47ZM76 214H78V213H76ZM81 214H82V213H81ZM87 214H89V213H87ZM87 214H86V215H87ZM95 214H96V213H95ZM103 214H104V213H102L101 215H103ZM118 214H119V213H118ZM127 214H128V213H127ZM127 214H126V215H127ZM132 214H133V212H132ZM132 214H131V215H132ZM141 214H142L143 216L146 215V214L144 215V211H143V213H141ZM141 214H140V215H141ZM157 214H158V212H157ZM166 214H167V211H166ZM166 214H165V215H166ZM213 214H214V213H213ZM227 214L229 215L230 213H227ZM231 214H232V212H231ZM236 214H237V213H236ZM245 214H246V213H245ZM249 214H250V213H249ZM258 214H259V213H258ZM263 214H264V213H263ZM1 215H2V214H1ZM31 215H32V214H30V218H31ZM57 215H58V214H57ZM57 215H56V216H57ZM60 215H61V213H60ZM82 215H83V214H82ZM84 215H85V214H84ZM84 215H83V216H84ZM105 215H106V214H105ZM105 215H104V216H105ZM107 215H108V214H107ZM110 215H111V213H110ZM131 215H130V217H131ZM215 215H216V214H215ZM223 215H225L224 218L226 219V217H227L226 214L224 213ZM233 215H234V216H233ZM233 215H232V217L234 218L236 215H235V213H234ZM238 215H239V214H238ZM241 215H242V214H241ZM254 215H255V214H254ZM254 215H252V216H254ZM260 215H261V214H260ZM14 216H15V215H14ZM18 216H19V215H18ZM32 216H33V215H32ZM50 216H51V214H50ZM69 216H70V215H69ZM76 216H78V215H75V218H76ZM83 216H82V217H83ZM111 216H113V215H111ZM111 216H110V217H111ZM114 216H115V214H114ZM155 216H156V214H155ZM216 216H217V215H216ZM230 216H231V215H230ZM230 216H228V217H230ZM246 216H247V214H246ZM248 216H249V215H248ZM52 217H53V216H52ZM61 217H62V216H61ZM66 217H68V216H66ZM116 217H120V215H118V216L116 215ZM116 217H115V218H116ZM124 217H125V216H124ZM128 217H129V215H128ZM128 217H127V218H128ZM132 217H134V216H132ZM136 217H137V216H136ZM140 217H141V216H140ZM150 217H149V218H150ZM159 217H161V215H160ZM164 217H166V216H164ZM206 217H207V216H206ZM217 217H219V215H218ZM220 217H221V216H220ZM222 217H223V216H222ZM232 217H231V220H232ZM238 217H240V216H238ZM241 217H242V216H241ZM255 217H256V216H255ZM30 218H29V220H30ZM36 218L38 219V216H37ZM36 218H35V219H36ZM45 218H46V217H45ZM55 218H56V217H55ZM87 218H88V216H87ZM106 218H107V217H106ZM125 218H126V217H125ZM137 218H138V217H137ZM215 218H216V217H215ZM235 218H237V216H236ZM249 218H250V217H249ZM27 219H28V218H27ZM31 219H32V218H31ZM35 219H34V220H35ZM50 219H52V218H50ZM56 219H57V218H56ZM81 219H82V218H81ZM81 219H80V220H81ZM83 219H84V218H83ZM83 219H82V220H83ZM113 219H114V218H113ZM116 219H117V221H118L119 218H116ZM122 219H123V217H122ZM122 219H121V220H122ZM130 219H131V218H130ZM138 219H139V218H138ZM143 219H144V217H143ZM222 219H223V218H221V220H220V218H219L218 221H219V222H220V221L222 222ZM225 219H224V221H225ZM227 219H229V218H227ZM237 219H240V222H241V220H242L243 218H237ZM237 219H236V220H237ZM246 219H247V217H246ZM0 220H1V219H0ZM19 220H20V219H19ZM34 220H32V221H34ZM40 220H41V219H40ZM80 220H79V221H80ZM84 220H85V219H84ZM86 220H87V219H86ZM91 220H92V219H91ZM93 220H94V219H93ZM134 220H135V219L133 218V222H134ZM147 220H148V219H145L144 221L147 222ZM149 220H150V219H149ZM159 220H160V219H159ZM159 220H158V221H159ZM162 220H163V219H162ZM164 220H165V219H164ZM210 220H212V219H210ZM234 220H235V219H233V221H234ZM243 220H244V219H243ZM243 220H242V221H243ZM250 220H251V218H250ZM250 220H249V222H248V223H249V225H248L249 227H250V223L253 222V221H255V219L252 218V221H250ZM4 221H5V220H4ZM9 221H10V220H9ZM12 221H14V220L12 219ZM56 221H57V220H56ZM69 221H70V220H69ZM87 221H88V220H87ZM97 221H98V220H97ZM123 221H124V220H123ZM127 221H129V219H128ZM144 221H143V222H144ZM153 221H154V220H153ZM201 221H202V220H201ZM208 221H209V220H208ZM208 221H207V223H208ZM212 221H213V220H212ZM228 221H229V220H228ZM233 221H229V222H233ZM247 221H248V220H247ZM247 221H245L244 224H246ZM1 222H2V221H1ZM58 222H59V221H58ZM60 222H61V221H60ZM67 222H68V221H67ZM67 222H66V223H67ZM72 222H73V221H72ZM93 222H94V221H93ZM115 222H116V221H115ZM125 222H126V221H125ZM125 222H123V223H125ZM131 222H132V221H131ZM131 222H130V223H131ZM133 222H132V223H133ZM135 222H136V221H135ZM146 222H144V223L146 224ZM154 222H155V221H154ZM156 222H157V221H156ZM156 222H155V223H156ZM159 222H160V221H159ZM159 222H158V224H159ZM163 222H164V221H163ZM163 222H162V223H163ZM195 222H196V221H195ZM213 222H215V221H213ZM221 222H220V225H222ZM238 222H239V220H238L237 222L235 221V223H238ZM240 222H239V223H240ZM257 222H258V221H257ZM257 222H256V223H257ZM260 222H262V220H261ZM39 223H40V221H39ZM53 223H54V222H53ZM63 223H64V222H63ZM75 223H76V222H75ZM90 223H91V222H90ZM110 223H111V222H110ZM110 223H109V224H110ZM136 223H138V222H136ZM144 223H142V224H143V227H144V225H145ZM155 223H153V224H155ZM254 223H255V222H254ZM254 223H253V224H254ZM262 223H263V222H262ZM30 224H31V223H30ZM41 224H42V223H41ZM49 224H50V223H49ZM54 224H55V223H54ZM67 224H68V223H67ZM79 224H80V223H79ZM81 224H84V223H81ZM91 224H92V223H91ZM121 224H122V222H121ZM133 224H134V223H133ZM158 224H157V225H158ZM196 224H197V223H196ZM201 224H202V223H201ZM215 224H216V223H215ZM225 224H227V222H226ZM228 224H229V223H228ZM228 224H227V225H228ZM263 224H264V223H263ZM5 225H6V224H5ZM84 225H88V224H84ZM100 225H101V223H100ZM111 225H112V224H111ZM128 225H129V224H128ZM147 225H148V223H147ZM206 225H207V224H206ZM206 225H205V226H206ZM216 225H217V224H216ZM227 225H226V226H227ZM233 225H234V224H233ZM237 225L239 226V224H237ZM240 225H241V223H240ZM30 226H31V225H30ZM40 226H41V225H40ZM50 226H52V225H50ZM61 226H62V225H61ZM71 226H72V225H71ZM71 226H70V227H71ZM80 226H81V225H80ZM89 226H90V224H89ZM89 226H87V227H89ZM102 226H105V225L103 224ZM126 226H127V225H126ZM130 226H131V225H130ZM138 226H140L139 223H138ZM141 226H142V225H141ZM141 226H140V227H141ZM145 226H146V225H145ZM155 226H156V225H155ZM189 226H190V225H189ZM210 226H211V225H209V228H210ZM223 226H224V225H223ZM242 226H243V225H241V226H239V227L241 228ZM6 227H7V226H6ZM22 227H23V226H22ZM22 227H21V228H22ZM55 227H56V226H55ZM72 227H73V226H72ZM85 227H86V226H85ZM87 227H86V228H87ZM90 227L92 228V226H90ZM94 227H95V226H94ZM100 227H101V226H100ZM100 227H99V228H100ZM158 227H159V225H158ZM158 227H157L156 229H158ZM161 227H162V224H161ZM161 227H160V230H161ZM167 227H168V224H167ZM199 227H201V225H200ZM207 227H208V225H207ZM211 227H215V226H211ZM239 227H238V228H239ZM253 227H254V226H253ZM2 228H3V227H2ZM4 228H5V227H4ZM21 228H20V229H21ZM24 228H25V226H24ZM38 228H39V227H38ZM43 228H45V227H43ZM91 228H90V229H91ZM113 228H115V227H113ZM131 228H132V227H131ZM133 228L135 229L136 227H133ZM145 228H146V227H145ZM152 228L154 229L153 225H152ZM189 228H190V227H189ZM189 228H188V229H189ZM191 228H192V227H191ZM191 228L189 229L190 231H191ZM203 228H205V227L203 226ZM234 228H235V226H234ZM236 228H237V227H236ZM238 228H237V229H238ZM35 229H36V228H35ZM49 229H50V228H49ZM55 229L57 230V228H55ZM55 229H54V230H55ZM63 229H64V228H63ZM65 229H66V228H65ZM73 229H74V228H73ZM87 229H88V228H87ZM87 229H86V230H87ZM90 229L86 231V233H89L88 236H87L88 238H87L86 236H85L86 239L79 238V239H81V240H79V242L84 243L83 240H84V241L86 240L85 242L88 241V244H89V243L91 244V242H93V241H91L92 239H91V235H90V234L92 233V235H94V233H95L96 230H95L94 228H92V229L95 230V231H91V232H89ZM96 229H97V231H98L97 226H96ZM100 229H101V230H104L105 228H100ZM141 229H142V227H141ZM146 229H147V228H146ZM185 229H186V228H185ZM199 229H200V228H199ZM207 229H208V228H207ZM210 229H211V228H210ZM210 229H208V231H209ZM213 229H214V230H213ZM213 229H212L211 231H212V232H213V231L216 232V231H215V228H213ZM224 229H225V226H224ZM247 229H249V228H247ZM256 229H258V228H256ZM261 229L264 230V227L261 228ZM2 230H3V229H2ZM44 230H45V229H44ZM67 230H68V229H67ZM67 230H66V231H67ZM69 230H72V228L69 229ZM84 230H85V229H84ZM106 230H107L106 232H108V233L111 232L110 229H107V228H106ZM108 230H110V232H109ZM151 230H152V229H151ZM163 230H164V228H163ZM192 230H193V229H192ZM216 230H217V229H216ZM226 230H227V229H226ZM242 230H243V231H241V229H240L239 231H241L242 233H244L245 229H242ZM24 231H25V230H24ZM27 231H28V230H26V232H27ZM35 231H36V230H35ZM47 231H49V230H47ZM63 231H65V230H63ZM74 231H75V230H74ZM80 231H81V230H80ZM104 231H105V230H104ZM124 231H126V230H124ZM182 231H183V229H182ZM187 231H188V230H187ZM190 231H189V232H190ZM195 231H196V230H195ZM203 231H204V230H203ZM218 231H219V230H218ZM218 231H217V232H218ZM224 231H225V230H224ZM249 231H251V230H249ZM249 231H248V233H249ZM257 231H258V230H257ZM4 232H5V231H4ZM39 232H40V231H39ZM41 232H43V231H41ZM56 232L58 233V231H56ZM56 232L54 231L53 234L55 235ZM93 232H94V233H93ZM98 232H101V235L104 234V235L102 236V238L105 239V238L107 237V236L105 237L106 232H103V231H100V230H99ZM98 232H96V233H97V237L100 238L101 235L98 234ZM115 232H116V231H115ZM136 232H137V233H138V232L141 233V231H136ZM143 232H144V231H143ZM150 232H151V231H150ZM150 232H149V233H150ZM166 232H167V231H166ZM199 232H200V234H201V233L203 234V235L201 234L202 236L199 235L201 238L198 237V236H196V238H197V237L200 238V239H199L200 242H199L198 239H196V240L194 239L196 234H195L194 237H193V234L191 235V233H189V236L191 235V236L193 237L194 242L198 240L199 243H202V242H201V241H202L201 239L204 237V233H205V232H202V229H200ZM212 232H211V233H212ZM219 232H220V231H219ZM226 232H227V231H226ZM229 232H230V231H229ZM258 232H259V231H258ZM2 233H3V232H2ZM12 233H13V232H12ZM30 233H31V232H30ZM35 233H37V232H34V235H33L34 237H36V236H35ZM46 233H47V232H46ZM63 233H64V232H63ZM75 233H77V231H75ZM82 233H83V231H82ZM102 233H103V234H102ZM133 233H134V232H133ZM144 233H145V232H144ZM144 233H143V234H144ZM151 233H152V232H151ZM151 233H150V234H151ZM167 233H168V232H167ZM184 233H185V230H184ZM224 233H225V232H224ZM253 233H254V232H253ZM253 233H251V234L253 235ZM260 233H261V232H260ZM14 234H15V233H14ZM16 234H17V233H16ZM43 234H44V233H43ZM53 234L50 232V235L48 236V238H50L51 241H50L48 238H46V239L49 240V243H52V241H53L54 238H55V237L53 238V236H54ZM69 234H71V233H69ZM77 234H78V233H77ZM83 234H84V233H83ZM116 234H117V233H116ZM116 234H115V233L113 234V231H112V235H111V234H109V235H111V237H112L113 235H116ZM131 234H132V233H131ZM154 234H155V232H154ZM161 234H162V233H161ZM161 234L159 233V236H158L159 239H158V238H156V239L160 240V237H162ZM198 234H199V233H198ZM212 234H213V233H212ZM218 234H219V233H218ZM28 235H29V233H28ZM41 235H42V234H41ZM44 235H45V234H44ZM44 235H42V236L44 237ZM47 235H48V234H47ZM51 235H53V236H52L53 239L51 238ZM64 235H65V234H64ZM71 235H72V234H71ZM84 235H86V234H84ZM84 235H83V236H84ZM89 235H90V236H89ZM118 235H119V237H118ZM121 235H122V234H121ZM121 235H120V234H117L116 236H113L112 238L115 237L116 240L118 241V239L121 237ZM123 235H124V237H121V239H122V238H127V237L125 236V234H123ZM123 235H122V236H123ZM138 235H139V234H138ZM144 235H146V234H144ZM151 235H152V234H151ZM156 235H157V234H156ZM160 235H161V236H160ZM165 235H166V234H165ZM180 235H181V234H180ZM207 235H208V233H207ZM230 235H231V233H230ZM246 235H247V233H246ZM246 235H244V236L246 237ZM252 235H251V236H252ZM23 236H25V234H24ZM132 236H133V235H132ZM185 236H187V234H186ZM191 236H190V239H191V240L188 239V237H186V238L189 240V242L192 241ZM256 236H257V235H256ZM261 236H262V234H261ZM7 237H9V236H7ZM14 237H15V236H14ZM64 237H65V236H64ZM78 237H79V236H78ZM94 237H95V236H94ZM97 237H95V239H96ZM133 237H134V236H133ZM136 237H137V236H136ZM144 237L147 238V236H144ZM154 237H156V236H154ZM170 237H171V236H170ZM178 237H179V236H178ZM56 238H58V239H57V241H56V239H55V241H56V243L59 245V242H58V240H59V238H60V237H59V234H58V236H57V234H56ZM98 238H97V240H98ZM109 238H110V236H109ZM115 238H114V239H115ZM117 238H118V239H117ZM139 238H141V237L139 236ZM183 238H184V234H183ZM183 238L180 237V239H182L181 241H183ZM186 238H185V239H186ZM209 238H210V237H209ZM249 238H250V237H249ZM251 238H253V237H251ZM256 238H257V237H256ZM262 238H263V237H262ZM34 239H35V238H34ZM36 239H37V238H36ZM62 239H63V234H62ZM87 239H88V240H87ZM93 239H94V238H93ZM114 239H113V240H114ZM121 239H119L120 241H118L119 244H118V242H117L118 245H120V243H121L120 246H122V240H121ZM187 239H186V241H188ZM203 239H204V238H203ZM207 239H208V238H207ZM39 240H40V239H39ZM39 240H37V241H39ZM100 240H101V239H100ZM129 240H130V239L127 240V243L129 242ZM136 240H137V239H136ZM140 240H141V239H140ZM146 240H147V239H146ZM148 240H149V239H148ZM163 240H164V239H163ZM242 240H243V239H242ZM251 240H252V239H251ZM253 240H255V239H253ZM258 240H259V239H258ZM258 240H257V241H258ZM31 241H32V240H31ZM35 241H36V240H35ZM45 241H46V240H45ZM59 241H60V240H59ZM89 241H90V242H89ZM110 241H111V238H110ZM123 241H124V240H123ZM125 241H126V240H125ZM131 241H132V240H131ZM142 241H145V239L142 240ZM164 241H166V240H164ZM167 241H168V240H167ZM206 241H207V240H206ZM246 241L248 242V239H247ZM39 242H40V241H39ZM43 242H44V241L42 240V242H41L42 244H40V243H39V244H40V245H43ZM60 242H61V241H60ZM66 242H67V241H66ZM73 242L75 243V237H74V239H73ZM79 242H76L77 247H74V244H72L73 246H72L71 244H70V246H67V248L69 247V248L67 249L68 251L66 250L67 253L64 254V251H63V253L61 252L62 257H63V259L66 261V263L68 262V257H71V256H72L73 259H74L75 254L72 255V252H74V251L77 250V249H76V250H73V251L69 252V250L71 249L70 247L72 246L73 248H78V245L80 244ZM100 242H101V241H100ZM107 242H109V241H107ZM111 242H112V241H111ZM111 242H109V243H111ZM161 242H162V240H161ZM194 242H192V244H194ZM237 242H238V241H237ZM247 242H245V243H247ZM251 242H253V241H251ZM30 243H32V242H30ZM47 243H48V242H47ZM47 243L44 244V245L47 246ZM49 243H48V244H49ZM96 243H97V242H96ZM103 243H104V242H103ZM109 243H108V245H112V246H111V248H109L108 245H106V247H104V248H107V251H106L107 254H105L106 256H105V255H104V256L107 257V258H109V260H111V256H112V255L115 257V255H116L115 253H116V252H117V256H118L119 254H118V250H117V251H113V252H112V255H110V257H109L108 254H110V250H108V249L114 250L115 247L117 246V245L114 246L116 243H115V244L113 243L114 245H113L112 243H111V244H109ZM125 243H126V242H125ZM137 243H138V242H137ZM141 243H142V242H141ZM145 243H146V242H145ZM147 243H149V242H147ZM147 243H146L145 246H143L144 248H148ZM150 243H151V242H150ZM164 243H166V242H164ZM183 243H184V241H183ZM195 243H196V242H195ZM199 243H198V245H200L199 247L203 246V245H201V244H199ZM207 243H208V242H207ZM233 243H234V242H233ZM28 244H29V243H28ZM61 244L63 245L62 242H61ZM88 244H87V243H86V245L83 244L85 247L79 245V248H80V249H79V248H78V249H79L80 251L78 250L79 253L76 252V254H81V250H82V251H83V250L85 251V248H86V246L88 247ZM92 244H93V243H92ZM184 244H185V243H184ZM186 244H187V243H186ZM190 244H191V243H190ZM239 244H240V242H239ZM250 244H252V248H253V243H250ZM29 245H30V244H29ZM32 245L35 247V243H34V244L32 243ZM36 245L38 246V248H37V246H36L35 248L39 249V250H37V249H36V250H37L38 252L40 251V254H35V255H39V256H41V257L45 255V257H46V255H48V254H45V253H44L43 250H45V248L43 249V247H40V245H38V244H36ZM51 245H52V244H51ZM65 245H68V244H65ZM139 245H141V244H139ZM143 245H144V244H143ZM196 245H197V244H196ZM245 245H246V244H245ZM263 245H264V244H263ZM30 246H31V245H30ZM53 246H54V244H53ZM53 246H52V247H53ZM90 246H91V245H90ZM90 246H89V247H90ZM92 246H93V245H92ZM92 246H91V248H93ZM98 246H99V244H97V246L94 245V248H98ZM103 246H104V245H103ZM107 246H108V247H107ZM113 246H114V247H113ZM120 246H117V247H120ZM221 246H222V245H220V247H221ZM223 246H224V245H223ZM259 246H260V245H259ZM259 246H258V247H259ZM31 247H32V246H31ZM31 247H29V248H31ZM81 247H83L84 249L81 248ZM89 247H88V249L86 248V250H88V252H89V250H90ZM112 247H113V248H112ZM124 247H125V244H124V246L122 247V249H123ZM141 247H142V245H141ZM141 247H140V249H141ZM195 247H196V246H194V248H195ZM205 247H206V246H205ZM220 247H219V249H220ZM234 247H235V246H234ZM234 247H233V249H234ZM238 247H239V246H238ZM258 247H257L256 250H259V252H260V249H259ZM35 248H34V249H35ZM47 248L50 250L49 247H47ZM53 248H55V247H53ZM58 248H59V247H58ZM99 248H100V247H99ZM133 248H134V246H133ZM206 248H207V247H206ZM206 248H205V249H206ZM208 248H209V247H208ZM208 248H207V249H208ZM255 248H256V247H255ZM4 249H6V248H4ZM48 249H46L47 252H49ZM116 249H118V248H116ZM116 249H115V250H116ZM119 249H120V248H119ZM122 249H121L119 252H121ZM203 249H204V248H203ZM209 249H212V248L210 247ZM214 249H215V248H214ZM235 249H237V248H235ZM262 249H263V248H262ZM8 250H9V248H8ZM20 250H21V249H20ZM56 250H58V249H56ZM93 250H95V249H93ZM93 250L90 251V255H91V252H92V253L95 252V251L93 252ZM97 250L99 251V249H97ZM126 250H128V249L126 248ZM130 250H131V248H130ZM144 250H145V249H144ZM249 250H250V249L246 250V252H247V251H248V252H251V251H249ZM253 250H254V249H253ZM5 251H6V250H5ZM66 251H65V252H66ZM84 251L82 252L81 255H79V257L82 258V255H83V256H86L85 259L87 260V253H88V252H86V251L84 252ZM98 251H96V252L98 253ZM101 251H102V250H101V248H100V251H99V252H101ZM140 251H141V250H139L138 252H140ZM206 251H207V250H206ZM220 251H221V250H220ZM222 251H224V250H222ZM227 251H230V250H227ZM235 251H236V250H235ZM238 251H239V248H238ZM42 252L44 253V255H42ZM51 252H52V254H53L54 250H53V251H50V255H51ZM68 252H69V255H70V256L67 257ZM102 252H103V251H102ZM102 252H101V253H102ZM128 252H129V251H128ZM132 252H133V251H132ZM142 252H143V249H142ZM142 252H141V253H142ZM207 252H209L210 254H211V253L214 254L213 252H211V250H209V251H207ZM214 252H215V251H214ZM224 252H225V251H224ZM239 252H240V251H239ZM254 252H255L256 254H254V253L251 252V253H249V254H250L249 256H250V257L252 256L253 258L251 257V259L255 260V257H254V256L256 255L257 258H258V259H256V262H257V260H259V258L261 257V254L258 253V251H257V252L254 251ZM263 252H264V250H263ZM18 253H19V252H18ZM34 253H35V252H34ZM36 253H37V252H36ZM84 253H86V254L84 255ZM123 253H124L125 256H126V251L123 252ZM141 253H139V255H140ZM1 254H2V253H1ZM5 254H6V253H5ZM5 254H4V255H5ZM24 254H25V253H24ZM54 254H55V253H54ZM56 254H57V252H56ZM95 254H96V253H95ZM99 254H100V253H99ZM103 254H104V253H103ZM121 254H122V252H121ZM121 254H120V255H121ZM131 254H132V253H131ZM135 254H136V252H135ZM212 254H211V255H212ZM230 254H231V252H230ZM234 254H236V253H234ZM253 254H254V255H253ZM6 255H7V254H6ZM64 255H66L65 257H66L67 259L64 258ZM92 255H93V256H97V255H94V254H92ZM107 255H108V256H107ZM120 255H119V257H120ZM122 255H123V254H122ZM122 255H121V256H122ZM139 255H138V258H139V257L141 258V255H140V256H139ZM225 255H226V254H225ZM240 255H241V254H240ZM240 255H239V256H240ZM246 255H247V254H246ZM259 255H260V257H259ZM263 255H264V254H263ZM117 256H116L115 258H116L117 261H118ZM230 256H231V255H230ZM9 257H11V256L9 255ZM16 257H17V256H16ZM45 257H43V258H45ZM47 257H49V256H47ZM56 257H57V256H56ZM77 257H78V255H77ZM101 257H102V255H101ZM232 257H233V256H232ZM19 258H20V257H19ZM19 258H18V259H19ZM54 258H55V257H54ZM58 258H59V256H58ZM75 258H76V256H75ZM93 258H94V257H93ZM98 258H99V257H98ZM98 258H97V260H98ZM107 258H106V259H107ZM123 258H124V255H123ZM248 258H249V257H248ZM12 259H13V258H12ZM12 259H11V260H12ZM37 259L40 260V258H37ZM56 259H57V258H56ZM71 259H72V258H71ZM77 259H80V258H77ZM94 259L96 260V258H94ZM100 259H101V258H100ZM112 259H113V258H112ZM243 259H244V258H243ZM251 259H250V260H251ZM47 260H48V259H47ZM52 260H53V259H52ZM57 260H58V262L61 261V260H59V259H57ZM97 260H96V261H97ZM109 260H108V261H109ZM236 260H237V259H236ZM253 260H252L251 262H253ZM263 260H264V259H263ZM263 260L260 258V261H263ZM65 261H64V263H65ZM71 261H72V260H71ZM74 261H75V262H74ZM74 261H73V263H74V264H77L78 261H80V260H77V263H76V259H75ZM81 261L84 262V260H82V259H81ZM87 261H88V260H87ZM232 261H233V260H232ZM0 262H1V260H0ZM11 262H12V261H11ZM18 262H19V261H17V263H18ZM21 262H22V261H21ZM24 262H25V261H24ZM39 262H40V261H39ZM46 262H47V261H46ZM46 262L44 261V263H42V264H47ZM58 262H57V264H58ZM114 262H115V261H114ZM195 262H196V261H195ZM233 262H234V261H233ZM235 262H236V261H235ZM246 262H247V261H246ZM249 262H250V261H249ZM15 263H16V262H15ZM25 263H26V262H25ZM25 263H24V264H25ZM52 263H53V262H52ZM69 263H70V262H69ZM73 263H72V264H73ZM79 263H80V262H79ZM110 263H112V261H111ZM116 263H118V262H116ZM27 264H28V263H27ZM32 264H33V263H32ZM39 264H40V263H39ZM53 264H56V262L53 263ZM112 264H113V263H112ZM251 264H252V263H251Z\"/></svg>",
	"mask_w": 264,
	"mask_h": 264
}]
</instances>
